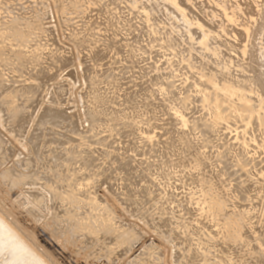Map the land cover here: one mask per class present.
<instances>
[{
	"label": "bare ground",
	"instance_id": "6f19581e",
	"mask_svg": "<svg viewBox=\"0 0 264 264\" xmlns=\"http://www.w3.org/2000/svg\"><path fill=\"white\" fill-rule=\"evenodd\" d=\"M20 1L22 2L23 0H18L17 2L19 3ZM27 1L28 0L23 1L22 4H24V2H27ZM41 1H44V0H41ZM33 2H35V0ZM90 2H91V0H52L51 5H50V3L47 4V2L46 3L42 2V3L37 4L38 3V1H37L36 5H34L35 4L34 3L33 4L34 6H33L30 4L28 5V3H26L27 5L26 4L22 5L21 3H19V5L18 4L12 5L13 2L11 0H0V201L1 200L8 201V203H10V206L13 209H17V210H19V209L22 210L23 208H26V206L31 205V207L28 206V208L23 209V210H25V212H22V213L29 214V218L35 224H37V226H38V224H40L41 227L45 231H49L52 239L54 238V240L59 244L60 247L65 248L64 253H66L65 251H67L66 248H68V247H72V250H73V248H78V252L80 254L83 252L84 259L87 262H89L88 261L89 259H93L96 254H99L101 257L98 259L94 258L93 260H95V261L99 260L100 261V259H105V261L107 260L106 262L109 264H120L119 262H121V264H264V0H253V4H250L249 2H247V0L246 1L245 0H233L232 2L231 1L229 2V0H212L209 3H212L214 6L210 7L212 5L211 4V5H209L210 8L206 7L203 2H197V1H193V0H165V1L164 0H124V2H123L124 4L125 3L127 4V7L129 8V12L130 11L132 12V10L134 12L135 9L138 10V11L135 10V12H137V14H138V12L139 13L142 12V13L138 14V16L140 15L143 17V22L145 20L148 23H153L151 26H149V24L148 25L146 24V25H143V27L149 26L151 28V30L146 28L147 29L146 31L149 30L150 31L149 34H151L152 37L155 36V39H156V36H158L157 39L155 40V42L157 41V43L158 42L161 43L158 47H160L163 44V45H167L170 49L172 48L171 50H174L175 54L173 56V54L171 53L172 54L171 56L176 57L178 59L179 68L182 69L181 67L185 63L186 65L183 66V69L185 71L188 69L190 74H191V77H190V75L188 74L189 72L188 71H187L188 73L185 72L186 74L189 75L190 80L192 79L191 80L192 83H191V81H190V83H188V81H186L187 84H186V82H184L186 84L185 87L188 86V84H189V86H190L189 88L191 89V92H193L195 94V95L193 94L195 96V97H193L195 100L192 101V103L197 102L198 104H200L199 106L200 107L202 106L203 110L205 111V114H203L204 116L202 115L204 117L203 119H201L200 115H196L195 119H196V117L198 118V116L200 117L198 121H196V120L194 121V118H193L194 116H193L192 121H194V122H192L191 119L189 120L190 117H188L189 124L193 123L192 126L194 129H192L191 128L192 126L190 127V125L189 126L187 125L188 123H187V120L185 119V116L187 118V115H186V113H185V116L183 115V112L181 110L182 105L180 104V106H179V102H180L179 101L177 107L179 106V108H181L180 109L181 111H180V113L179 112H177V113L174 112V113H176V115H177L176 117L180 119L179 121H180V123L183 124V127L188 126L192 130H199L197 132V134H199V135L201 134L203 136L202 137L200 135L201 139L204 138L203 142L206 143L205 144L206 146H207V144L212 143V141L216 137V135H219L218 134L219 131L222 132L224 130L223 132H225V131L230 130V132L235 133L234 138L231 137L232 139L231 140L229 139V141L225 140L224 139L225 137L223 136L224 137L223 138L222 135H220L222 137V139H224L225 142H227V143L224 142L225 146L222 144L223 147H220L221 150H219V152H217V150H215L216 148L214 149L217 152L216 153L214 151V154L216 153V157L214 156V154L212 156H214L215 159L217 160V164H218V162L220 163V165L223 164V167L225 166L224 169L226 170L225 171V170H223V168H219V169H221V171H219L220 174L218 173L219 176L212 175L214 173L213 171H215V170L211 171V172H213L212 174L211 173L209 174L210 169L208 170L209 172L207 171L208 173L204 172L206 167H208L207 166L208 164L205 165V161L209 162V161H211V159L212 160L214 159L212 157L209 160V158H210L209 157L210 156L209 149L206 150V151H209V155H208L209 161H208L205 157L206 155H204V153H202L203 151L202 152L199 151V149L201 148L202 145L201 144L199 145L197 143L198 146L195 147L192 145V143H196V142H190V141L195 140V139L190 140L192 138H195V136L192 138H189L192 136L189 133L191 136L190 135L188 136V134H187V136H188L190 141H188L186 139H181V141H183L184 145L187 148V149L186 148L185 149L189 152V155L192 157V158L188 157L189 155H188V153H186V155L183 154L184 159H185V157H188L191 159L190 160L191 161L190 170L197 171L196 172L197 175H195L196 176L195 179H197V178L198 179L193 181V178H192V180H190L191 178L190 179L185 178V179H187V183L189 180L191 182L193 181L192 183H190L188 185L189 188L186 192V195L182 194L184 196L180 197L181 198L180 200L179 199L176 200V198L174 199L173 198L174 196H171L172 194L170 195L172 198L167 199V197H166V199L164 200V198L161 195V197L163 198V203L161 202L162 201L161 197H160L161 201H158V199H156L157 196L156 197L152 196L153 199L148 201L149 196L151 197V194L155 195L154 192L157 191V189L155 188V191L150 192L151 189L154 188V187L153 188L150 187V190L147 191L148 190L147 188H149V187H147V184H146V186H144V188L147 187L146 192L145 191L142 192L143 193L142 196L144 195V199H138V198H140L139 195H141V193L139 195L136 194L139 196V197L137 196L138 198H134V196L131 195L132 193H130V195H129V193H127V191H125L126 193L124 192L122 194H117V193H114L113 191H111L105 185H104V187L99 186V184L101 182V180L99 181V178L101 176H104V173H105V170L102 169V166H104V165H101V163L99 164V162L102 161L104 158H107V160L111 159V163H108L110 160L107 162L108 164H110V166L112 164V161H114V163H116L117 165L120 166L119 169L121 168V169L127 170V168L129 169L131 165L129 164V161H125L128 159H124L122 157L125 156L126 151L130 150L132 146L134 147L137 145L136 140H132L136 143V145H134L133 143H130V144L128 143L129 146L131 144H132V146L129 147L128 150H126V148H125L126 143L129 142L126 140V143H123L125 146L124 147L122 146L123 151L119 152V150H121L120 148H122L119 146L121 141L122 140L125 141V138L130 139V137H131V136L130 137L124 136L128 133L124 134V133H119V132H122L123 129L127 125H129V124L126 125V121L128 120L127 117L128 116L130 117L131 114L130 115H128V114L130 112H133L134 110L132 111V110H130L131 109L130 108L129 113H127L128 110H127V112H124V114L127 113L128 116L125 115V116L121 117L120 113H123V112L120 109V106H118L119 104H117L118 108L117 107L116 108L120 109L121 112L119 113V111H118V113H117V110H116V113H117L116 116H112L113 112L115 113V111L109 110L112 112V114L110 115L109 112L107 111L108 112L107 114L110 115V116H108L105 113L106 110H105V112L103 110H100V109H102V106L104 107L103 102L107 103V104L110 103V102H105L106 100L109 99V97L104 99L105 93H103V94L98 93L99 95L97 93H95V96L93 95V97H91L92 100H95L97 102V103L95 102L96 105L97 104H99V105L103 104V105L100 106V108H98V109L97 108L96 109L95 108L90 109V106H89L88 107L89 109L86 110V107H85V111H86L85 119L87 118L86 119L87 123L89 122V125H90V127L87 126V128L89 127L90 129L89 130L86 129L85 132L82 130L81 131L86 134V133H88L87 131L90 132V130H91L94 133V135L93 136L90 135V136L93 137L92 140L94 142V140L96 141L99 139V138L96 139L98 134L95 135L94 129H96V131H97L101 127L105 126V125L102 126V124H106L107 126H105L104 129L101 128V130H99V131L102 133H104L103 131H105L107 134H108V132L109 133L114 132L117 128L116 126H119L118 127L119 129H122V128H120V126H123V125H126V126L121 131L117 130V132L119 131L118 132L119 134H124L123 138L121 135H118L119 138H114V137H112L113 135L112 136L108 135L110 138H112V140H113V138L114 139H121L122 138L120 143H118L117 140H113L114 142L116 141V143H114L112 140H111V142L110 141L108 142L107 140H105L108 143H110V145L112 142L114 143V145L119 144V145H117L118 148L120 147L119 149H117L118 152L116 151L117 154L115 152L113 153V151L109 152V149L112 148V145H111V148H108V146L106 147V148H108V150L104 149V147H103V149L107 150V151H100L101 149H97V151H100L99 152L100 155H97L98 154L97 152H96L97 153L96 155L102 157V160L96 158V161H95V159H93L94 157L93 158L91 157L92 155L95 154L92 151V149H94L95 147L92 148L91 147L92 145L90 146V145H88L89 143H87L89 140L91 141V139H89L90 136H88L90 133L88 135L86 134L87 135L86 136V135H83L82 133H80V131L78 132V130H76L77 131L76 132L74 130L76 132L74 134L77 135L80 133L79 135H77L75 137V138L80 137V140L78 142L72 141V139L70 140L69 136H67V138H66L62 135L64 137L63 138L61 136L63 138V141L58 142L57 141L58 139H56V141L58 142L56 144H60V146L58 145V147H60V148H58V150L56 149V151H55V149L53 150V148L57 147L54 144L55 143L54 142L53 145H55L56 147L53 146V148H50V149H52V151L50 150V154H48V155L46 153V156H45L46 158H45L43 156L44 155L43 149L46 148V145L48 146V142H46L47 144H44V139L46 136H43V139H42V142L44 145H42L41 142H39V144H41V146L39 147L38 143L36 144L35 142L41 141L40 135H39L40 140L35 139L38 136L34 138L32 135H30L32 137H30V136L29 137L32 139L34 138V140H32V139L28 140L25 137L21 138L22 136H21V134H19V132H22L21 130L24 129V127H22L21 130L20 129L17 130L16 126L13 127L14 124L17 125V123L21 119V116L27 111L29 104L32 103L31 101L33 100V98L35 96H37L36 95L38 93L37 87L39 88L38 84L41 83L40 79H43V78L45 79V77H47L48 81H50V79H49L50 75L47 74V72H46L47 70L49 72L50 68L49 69H46V68H47V65H48V67H51V65L45 64L46 68L40 67V65H39V69L41 68V70L39 71L38 69H36V70H38V73H36L37 71L34 72L35 67L38 66L37 63L39 61H41L43 59V57L46 60H47L46 57H49L48 55L50 52L48 53V52H46L47 50L45 51L46 54H48V55H45L44 54L45 52H42L43 50L46 49V48L42 49V48H44L41 46L42 43L44 42L47 44V42H48L47 38L51 37V36L49 37V35H51L50 32L53 31L54 29H58L57 28L58 26L55 25L54 27L52 26L53 30H51V26H49L48 24L49 23L51 25L56 24L55 22H59V21H56V19H58V18H56V19L54 18L55 19L54 23L48 22L47 21L48 14L50 15V11L52 13H55V12L61 13L62 16L61 15L58 16L59 14H56V13L54 15H57L58 17L63 18V14L65 17L66 15L70 16L73 13V11L74 12L82 11L80 13L83 15V11L84 12L87 11V8L86 9L83 8L84 5L87 3H90ZM94 2L96 5L97 4L96 2L99 3V0L94 1ZM101 2H102V0H101ZM107 2L109 3V1H107ZM116 2H118V0ZM108 3H107V5H108ZM101 4H103V2ZM111 4H109V5H111ZM114 4L116 6L117 3H114ZM119 4H120V2H119ZM121 4H122V2H121ZM126 4H125V6H126ZM18 6H21V7L17 8ZM90 6H92V5H90ZM98 6H100V4ZM115 6L113 8L120 7L118 5L116 7ZM122 6H124V5H122ZM27 7H29V8H27ZM80 8H81V10H80ZM93 8H96V6ZM100 8H102V5H101V7H99V10H101ZM107 8H104V10ZM91 9H92V7H91ZM120 9L125 10L123 8H120ZM71 10H72V13L70 14ZM115 11H117V10H114L113 13ZM127 11H128V9H127ZM118 13L116 12L115 14H118ZM106 14L104 16H106ZM110 14H112V13H110ZM54 15H52V16H54ZM133 16H134V14L132 15V17ZM73 17H71L69 19L71 20ZM80 17H83V16H79V18ZM118 17L122 18L121 14ZM118 17H116L114 19L120 21L121 19H118ZM123 17H125V16H123ZM135 17H137V16H135ZM139 17H137V18L139 19ZM104 18H106V17H104ZM104 18H102V19H104ZM63 19H65V18H63ZM78 19L76 18V20H78ZM99 19H101V18H99ZM124 19L126 20L127 18H124ZM44 20H45V22H44ZM81 20L82 21L86 20L87 22H89L88 19H81ZM105 20L107 21V19H105ZM108 20L110 21V19H108ZM140 20H142V19H140ZM140 20L135 21V22H139ZM109 21H107V22H109ZM118 21H117V23H118ZM126 21H125L126 24L130 23L129 21L128 22H126ZM111 22H114V20H111L110 23ZM65 23H66V21L64 22V24ZM103 23H105V22H103ZM71 24H72V22H71ZM85 24H86V22L84 23V25ZM97 24L99 25V22L98 23L96 22V25ZM106 24L108 25L109 23H106ZM106 24H104V26ZM112 24H114V23H112ZM112 24H110V25H112ZM126 24H124V25L127 28ZM130 24H133V23H130ZM141 24H143V23L141 22ZM187 24H190V26H187ZM58 25H60V24H58ZM82 25H83V23H82ZM87 25H88V28H84L85 27L84 26L83 27L84 31H82L81 33H80L81 30H79L78 34H71L68 37L73 41V43H75L76 46L77 45L80 46V48H82L81 47L82 45L87 44L86 43V42H88L87 38L91 37V33H90L91 31H89V29H90L89 24H86V26ZM93 25L94 24H91V26H93ZM139 25H140V23H139ZM161 25H162V27H161ZM166 25L169 28H166L165 27ZM97 26H95V28ZM121 26H122V24H121ZM99 27H101V30L103 29L102 25H99ZM141 27L139 29H141ZM64 28H66L68 30L69 26L64 27ZM76 28L79 29L82 27L80 25V27H76ZM95 28H93V29H95ZM134 28H136V27H134ZM72 29H73V27H71V32H72ZM144 29H143V31H144ZM109 30H110V28H109ZM121 30H122V28H121ZM132 30L133 29H131V32H132ZM162 30H163V32H162ZM54 31H56V30H54ZM143 31H141V32H143ZM146 31H144V32L146 33ZM99 32H100V28H99ZM141 32H140V35L142 34ZM61 33H64V32L61 30V32H59V35ZM66 33H67V31H66ZM96 33H94V34L96 35ZM92 34H93V32H92ZM102 34L104 35V33H102ZM232 34L234 35V38L237 41L236 43H234L232 41L230 42L228 39L225 38V37H227V35H228V37H229V35H231V37H232ZM66 35H68V34H66ZM103 35H101V36H103ZM143 35H144V33H143ZM143 35H141V37L139 35H138L139 37L138 36H135V37L141 38L142 39L141 41L143 42L144 38H142V37H145L146 34L144 36ZM162 35H165V37ZM41 36L47 37L45 39L47 41L45 42L43 39V42L40 45V44H37V43H39L37 39L39 38V41H40ZM55 36H57V35L55 34ZM128 36H130V35H128ZM43 37H41V38H43ZM62 37H64V36L62 35ZM93 37L90 38L89 43L93 42V40H94ZM109 37H111V36H109ZM147 37L149 39V35H147ZM223 37H224V39H223ZM54 38L55 39H53V40H56V37H54ZM60 38H59V40H60ZM122 38L124 39V37H122ZM136 38H135V40L137 41ZM35 39L37 41L36 44H35ZM91 39H93V40L91 41ZM100 39H98V41H100ZM102 39L104 41L105 38L103 37ZM130 39H131V37H130ZM150 39H151V37H150ZM49 40L51 42H57V40L53 41L52 37ZM61 40H62V38H61ZM95 40H96V38H95ZM72 41H70V43ZM98 41H97V43H98ZM110 41H112L111 43H113V44L115 43L116 46L118 45V44H116V41L114 42V40H111V39H110ZM110 41H109V43H110ZM151 41H153V40H150V42ZM145 42H146V40H145ZM67 43H68V40H67ZM95 43L96 42H94V44L92 43V44H88V45H90V46L93 45L92 47L95 48V47H97V46H95L97 43L96 44ZM102 43L108 47L107 44H109V43H107L106 40H105V43L104 42H102ZM131 43H129V41H128V44L131 45ZM56 44L58 45L59 43H56ZM56 44H53V45L51 44L50 48L53 47L52 50L54 48H55L54 50H56V48H58L57 46L54 47V45H56ZM65 44H66V42L63 45H65ZM103 44L100 43V45H98V48H99V46H101ZM113 44H111L112 47H108V49L113 48L114 49L113 54H114V52H117V51H115V49L118 47L114 46L115 47L114 48ZM139 44L140 43H138L137 45L140 47L142 45V43L140 45ZM123 45H126V44L124 43ZM163 45L158 49L162 50L161 48L163 47ZM183 45L185 46L184 48L181 47ZM84 46H85V48H87L86 45H84ZM106 46L104 48L107 50ZM131 46H133V45H131ZM131 46L128 45V48ZM138 46L136 47V49L141 51L142 48L140 49ZM146 46H148V45H146ZM47 47H49V45ZM69 47H71V46L69 45ZM92 47H89V48H92ZM122 47L126 48V46H122ZM143 47H144V44H143ZM153 47H155V46H153ZM50 48H47V49H50ZM104 48H102V50ZM119 48H121V46ZM79 49H78V51H79ZM97 49H96V51L100 52L101 49L100 50H97ZM149 49H150V47H149ZM149 49L148 50L146 49V52H148ZM158 49H157V51H158ZM164 49L166 50V48H164ZM60 50L62 51V47L60 48ZM63 50H65V49L63 48ZM72 50H71V53H73ZM111 50L109 51L110 53H111ZM129 50L131 51V48H129ZM88 51H90V50H88ZM88 51L86 53L88 56H90L89 55L90 53H88ZM103 51H102V55H103ZM142 51H144V50L142 49ZM142 51L140 54L144 55L143 54L144 52L142 53ZM153 51H154V49H153ZM56 52H55V56H57V54L59 55V53L61 55L60 51L57 53ZM64 52H66V51H64ZM67 52H66V54H67ZM109 52H107V54ZM135 52H136V50H135ZM51 53H50V55L54 54V51L52 54ZM98 53L96 55H98ZM126 53H128V52H126ZM150 53H148V54L150 55ZM158 53H159V51H158ZM230 53H232L234 56L230 55ZM75 54L77 55V51ZM75 54H74V56H75ZM115 54H117V53H115ZM152 54H153V52H152ZM87 55L84 58H87ZM96 55L90 56L91 57L90 59L91 60H92V58L94 59ZM102 55H101V57H102ZM134 55H135V53H134ZM70 56L73 57L72 54H70ZM78 56L80 58V54H78ZM81 56H84V55H81ZM117 56H118V54H117ZM135 56H137V55H135ZM135 56H133V58H136ZM50 57H54V56H50ZM62 57H60V58L62 59ZM99 57L100 56H98V58ZM108 57H110L109 54H108ZM108 57L106 56V58H108ZM140 57H142V56H140ZM151 57H153V56H151ZM75 58H76V56L73 57V59H75ZM96 58L94 60L99 61ZM102 58L103 59L100 61L105 60L104 55ZM114 58H115V56H114ZM149 58H150V56H149ZM49 59L51 60V58H49ZM67 59H68V56H67ZM67 59L65 58L66 62L68 61ZM73 59H71L72 62L68 63V64H72ZM88 59L89 58H87V61H89ZM126 59H124V60L126 61ZM137 59H138V56H137ZM63 60H64V58H63ZM82 60H83V57H82ZM84 60H86V59H84ZM109 60H108V62H109ZM176 60H175V62H176ZM42 61H44V60H42ZM48 61L49 60H47L44 63H47ZM54 61H56V60L54 59ZM116 61L118 62V60H116ZM129 61H130V59H129ZM135 61H136V59H135ZM168 61H173V60H168ZM81 62H83V61H81ZM81 62H79V63H81ZM120 62H121V60H120ZM122 62H123V60H122ZM158 62H160L159 66H161L159 68L162 69V62L160 60H158L156 63H158ZM178 62H177V64H178ZM44 63L41 62L40 64L44 65ZM49 63H50V61H49ZM51 63H52V61H51ZM55 63H56V65L53 66V68L55 67L57 69L56 66H58L57 65L58 63L57 62H55ZM83 63H85V62H83ZM92 63H94V62H92ZM95 63L97 64V62H95ZM132 63L133 62H131L130 64H132ZM163 63H164V60H163ZM181 63L183 64L182 66H180ZM62 64H60L61 67H62ZM87 64H86V66H88ZM99 64H101V63H99ZM104 64H105V62H104ZM132 65H134V64H132ZM67 66L68 65H65L64 69L68 71V69H66ZM74 66L75 65H73V68L77 67V66L76 67H74ZM79 66L81 67L80 72L83 73L84 69H82V65L79 64ZM90 66H92V65H90ZM93 66H94V64H93ZM105 66H107V65H105ZM134 66H136V64ZM134 66H133V68H134ZM150 66H151V64H150ZM155 66H156V64H155ZM71 67L72 66H69L68 68H71ZM110 67L112 68L111 65H110ZM126 67H127V65H126ZM164 67H166V66H164ZM168 67H169V65H168ZM176 67H177V65H176ZM184 67H186V69ZM100 68H102V65L100 66ZM100 68H99V71L101 70ZM121 68H119V69L121 70ZM123 68H125V67L123 66ZM128 68H130V67H128ZM136 68H138V67H136ZM142 68H140V69H142ZM148 68L149 67H147V69ZM76 69L78 70V68H76ZM106 69L107 68H105V71L107 72ZM110 69L108 70V71H110L109 73H111ZM119 69H117L116 71H118ZM149 69L153 70L151 67ZM169 69H170V67H169ZM172 69L175 71L174 68H172ZM172 69H170V71ZM57 70L59 71V69H57ZM57 70H55V71H57ZM85 70H87V69H85ZM95 70L97 71L98 68L96 69V67H95ZM122 70H121V73L123 74L126 70H123L124 72ZM173 70L171 72H174ZM176 70H177V68H176ZM53 71H54V69H52L51 73H53V74L56 73V75H54V76H58L60 74V73L57 74V72H55V71H54L55 72L54 73ZM60 71H62V69H60ZM90 71L91 70L89 68L88 74H90V73L92 74V71L91 72ZM116 71H115V73H117L118 75L121 74L120 72H116ZM162 71L164 72V70H162ZM166 71H167V68H165V74H166ZM33 72L36 74L34 75ZM78 72H79V70L77 71V73ZM144 72H145V70H144ZM154 72L155 71L153 70L152 73L149 74L146 71V75L147 74L152 75V77L150 76L151 79L153 78L154 80L153 79L152 80L156 81V79H155L156 77L153 75ZM168 72H169V70H168ZM181 72H180V74H181ZM160 73H162V72H160ZM46 74H47V76H46ZM104 74L103 75H102V73L100 74L101 76H106V77H104V80L102 79L103 82L105 80H108V79L110 80V78H111L110 82H113V80H112V78L114 77L113 75L107 76L106 74L105 75ZM133 74H136V73H133ZM165 74L162 73V75H165ZM23 75H25V77ZM84 75L88 76L87 74H84ZM95 75H97V74H95ZM98 75H99V73H98ZM140 75L141 74L139 73L138 77H140ZM143 75L145 76V74H143ZM168 75H169V73H168ZM168 75H166V76H168ZM97 76L92 77V79H91V77L90 78L88 77L90 79V80L89 79L88 80L92 82L90 84L94 85V86L90 85V86H92L91 88L89 86L88 87L90 89H92L94 92H97L96 88H93V87H96L95 83H99V81H97V79H96V78H98ZM166 76L163 78H166ZM172 76L174 77L175 75H172ZM176 76H180V75H176ZM58 77H60V75ZM63 77L61 76V78H63ZM66 77H68V76H65V80H66ZM80 77L82 78V76H80ZM119 77H121V76L119 75ZM169 77L170 76H168V79H169ZM18 78L20 80L22 78V80L19 81ZM69 78H67V79H69ZM114 78H117V76ZM38 79H39V81H38ZM83 79H86V78H83ZM99 79L100 78H98V80ZM132 79L133 78H131V80ZM141 79H145V78L142 77V78H140V80ZM36 80L39 83L36 85V83L34 82V84H35L34 85L32 81H36ZM53 80H55V79H53ZM116 80L114 79V81H116ZM181 80L182 79H180L179 81H181ZM48 81H46L45 85L48 84L47 83ZM59 81H61V80H59ZM134 81H135V79H134ZM146 81H148V80H146ZM149 81H150V78H149ZM153 81H151V82H153ZM157 81H158V79H157ZM157 81H156V83H157ZM58 82L56 79V84ZM66 82H65V84H66ZM75 82H76L75 85H77V84H79V86L82 85V83L80 84V82H77V81H75ZM81 82H84V81H81ZM143 82L144 81L142 80L140 85H142ZM164 82L165 81H163V83ZM171 82L173 84L172 83H169V84L170 85L172 84V86L173 85L176 86L175 83H178V82H174L173 80H171ZM181 82L183 84V81H181ZM104 83H106V82H104ZM116 83H117V81H116ZM125 83H127V81H125ZM108 84H107V90H108V86L110 85V84L109 85ZM111 84H114V83H111ZM145 84H148V83H145ZM145 84H143V87H145L144 86ZM149 84H148V86L152 85L150 82H149ZM180 84H179V86H180ZM41 85H44V84L41 83ZM60 85H61V83H60ZM85 85H86V83H85ZM160 85H162V84L160 83ZM61 86H59V87H61ZM67 86H65V89L67 88ZM73 86H74V84H73ZM167 86H168V84H166L164 86V88L166 87V89H167L166 91L171 92V90H168ZM179 86H178V88H179ZM59 87H57V88H59ZM97 87H99V86H97ZM104 87L106 90V86H104ZM104 87H102V89H101V87H99V90L100 89L103 90ZM109 87H110V89H112L111 85ZM146 87L143 89L144 92L147 90ZM151 87L153 88V89L152 88L151 89L154 90V87L153 86H151ZM169 87H171V86H169ZM41 88H43V87H41ZM117 88H116V90H118ZM184 88H182V89L184 90ZM49 89H50V87H49ZM65 89H63L61 91L64 92ZM70 89H71V83H70ZM149 89H150V87H149ZM170 89H172V87ZM174 89L176 91L177 86L174 87ZM182 89H181V91L184 92ZM53 90L56 94L61 92V91H58V93H57L55 89H53ZM72 90L73 89H71L70 91H72ZM140 90H142V88ZM140 90H138V91H140ZM152 90H151V92L153 93ZM40 91H42V90L40 89ZM70 91L68 93H65V94H71L72 92H70ZM172 91L174 92V90H172ZM185 91H186V88H185ZM83 92H84V90H83ZM94 92H93V94H94ZM99 92H102V91H99ZM135 92H137V91H135ZM142 92H139L138 94L135 93V94H137V96H138L141 93V95H142ZM168 92H166V93H168ZM178 92H179V90H178ZM182 92H181V94H182ZM89 93H91V92H89ZM89 93L87 91V95H89ZM127 93L128 92H125L121 95L125 96V98H126ZM132 93L134 94V92H132ZM145 93H147L146 95H148L149 92L147 91ZM166 93H164V94H166ZM50 94H51V92H50ZM77 94H73L74 97ZM131 94H129V96ZM176 94L174 93L173 95L178 97V95L180 93L178 95H176ZM187 94H188V96L191 95V94L189 95V89H188ZM41 95H42V93L40 94V96ZM79 95L80 94L77 95V98L79 97V100L82 101L81 100L82 97H81V95L80 96ZM82 95L85 97V93ZM100 95H103V98ZM106 95H107V93H106ZM113 95L114 94H112L111 96H113ZM121 95H120V97L116 96V98L117 97L121 98ZM149 95L151 96L152 94L149 93ZM155 95L156 94H154V96ZM173 95H170V97H173ZM44 96L45 95H43V97ZM56 96H58V95H56ZM90 96H92V95H90ZM142 96L144 97V95H142ZM142 96H141V99L143 98ZM139 97L140 96H138V98ZM151 97H153V96H151ZM151 97H149V98H151ZM164 97H165V95H164ZM50 98L53 99L54 97H50ZM55 98H57V97H55ZM85 98H82V99H85ZM91 98H89V99H91ZM112 98H114V97H112ZM112 98L110 100H113ZM132 98L133 97H131L129 102H131V100L132 101L135 100ZM135 98H137L136 95H135ZM147 98L148 97H146V99L145 98H143V99L147 100ZM157 98L159 99L160 96L159 97L157 96ZM157 98L155 96L156 100H157ZM179 98L181 100H183L182 98L188 100V97L185 98V97H183V95H182V97L179 96ZM193 98H191L189 100H192ZM36 99H38V98H36ZM40 99H38V102ZM52 99H51V104L53 103L52 101H54V100L56 101V99H54V100H52ZM57 99L59 100V98H57ZM70 99H71V97H70ZM75 99H76V97H75ZM34 100H35V98H34ZM71 100L73 101V99H71ZM114 100L116 101L115 98H114ZM136 100H138V99H136ZM153 100L151 102L149 99L150 103H154ZM159 100H161V99H159ZM165 100H163V102ZM29 101L31 103H29ZM42 101L45 102L44 99ZM66 101H68V100H66ZM118 101L120 103L119 99L117 100V103H118ZM138 101H135V102L137 103ZM167 101H168L167 104H169V100H167ZM184 101L187 103L186 100H184ZM61 102H62V100H60V103ZM84 102H85V100H84ZM88 102L91 103V107H92L91 100H89ZM124 102H125V100H124ZM129 102H127V103H129ZM160 102L162 103V100ZM40 103H41V101H40ZM60 103H59V105H61ZM76 103H78V102H76ZM95 103H94V105H95ZM136 103H132V104L135 105ZM141 103H142V101H141ZM143 103L141 104L142 106H143ZM157 103H159V102H157ZM176 103L177 102H175V104ZM26 104L28 105V107ZM85 104H86V102H85ZM107 104L105 106H107ZM110 104H108V105H110ZM129 104L131 105V103H129ZM167 104H165V106H168ZM170 104H171V101H170ZM188 104H190V102ZM39 105H38V108H39ZM54 105L55 104H53V106ZM66 105H67V107L69 106L68 104H66ZM71 105H72V103H71ZM88 105H90V104H88ZM120 105H121V103H120ZM144 105H145V103H144ZM148 105L149 104L147 103V106ZM153 105H155V104H153ZM161 105H163V104H161ZM45 106H47V105H45ZM45 106H44V109H43V106L40 107L44 110L43 111L44 115H42V117L40 118V119H42V121L41 120L39 121L38 120L39 118L37 119L39 122H41L39 124L42 127L45 125V128H47L46 125H48L47 124L48 121H49L50 125L53 124V126H55L54 125L55 123L60 124L61 121H63V120L65 121V119L67 120L66 114H64V117L62 116V114L60 115L61 111L66 112V110H64L65 108L62 110L59 107L60 108V111H59L58 108H57L58 110H56V109L54 110L55 107L54 108L51 107L53 109H49L50 108L49 104H48L49 108H47ZM84 106L82 107L83 110H84ZM113 106L114 105H112L111 107H113ZM147 106H144V108H146ZM187 106L189 107L190 105H187ZM194 106H192V107L194 108ZM199 106H195V108H197ZM36 107H37V105H36ZM124 107H127V106L124 105ZM130 107H132V108L136 107L137 108V106H134V107L130 106ZM152 107H155V106H152ZM159 107H161L160 109H162V106H159ZM177 107H175V108L177 109ZM184 107H186V105L183 106V108ZM30 108L31 107H29V109ZM46 108L49 110H47ZM77 108H79V107H77ZM107 108H108V106H107ZM136 108H134V109H136ZM190 108H191V106H190ZM45 109L48 111L47 113H44ZM153 109L154 108H152V111H154ZM197 109H199V108H197ZM141 110L142 109H140L136 112H141ZM169 110H171V109H169ZM186 110L187 109H185V111ZM190 110H193V109H190ZM30 111L29 112L27 111V112L31 113ZM33 111H35V108ZM41 111H40V113H41ZM78 111H79V109H78ZM123 111H124V109H123ZM145 111H146V109L144 110V112ZM152 111H150L151 114H152ZM164 111L162 112V114L164 113ZM172 111H173V109H172ZM172 111L167 112V110H166L167 115H168V113H170L171 115L174 114V113H172ZM194 111L196 114L198 113V112H196V110H194ZM136 112L134 111V113H136ZM150 112H149V114H150ZM70 113L68 116H70ZM134 113H132V114L135 115ZM147 113H144V114H147ZM188 113L189 112H187V114ZM202 113H204V112H202ZM41 114H39V115L41 116ZM74 114H76V113H74ZM124 114H121V115H124ZM151 114H150V120H151ZM155 114L154 115L157 116V113H155ZM159 114H161V113H159ZM35 115H36V113H35ZM77 115H75L74 117H76ZM103 115H105L107 117V120L109 119V121L107 123L103 122L106 119V117H102ZM140 115L142 116V114H140ZM140 115H139V117L135 116L136 119L133 118L134 116L133 117L131 116L132 118L131 117L130 118L138 120L137 118H140ZM167 115H162V117L167 116ZM188 115H191V113ZM26 116H28L29 119L31 118V117H29V115H26ZM81 116H83V115H81ZM159 116L160 115H158L157 118L161 117V116L160 117ZM169 116L170 115H168V117ZM79 117H77V118H79ZM142 117L140 119H142ZM154 117H152V119ZM173 117L174 116H172V118ZM24 118L25 117H23L22 119H24ZM77 118H75V120ZM126 118H127V120H126ZM143 118H144V122L142 124H147L149 122V121L148 122L145 121L147 119V116H146V119H145V117H143ZM148 118H149V116H148ZM157 118L155 117V119H157ZM172 118H171V120H172ZM177 118L173 119V121L175 123H177L176 122ZM22 119H21V121H22ZM70 119H71V116H70ZM80 119H79V121H80ZM83 119H81L82 123L84 121ZM124 119L126 120L125 123L123 122ZM131 119H130V121L132 122ZM169 119H170V117H169ZM26 120H28V119H26ZM31 120H33V119H31ZM147 120H149V119H147ZM159 120H160V122L162 121L161 118ZM171 120H169V122ZM38 121H36V124H34V125H37ZM64 121H63V123H64ZM140 121H142V120H140ZM24 122H25V120H24ZM27 122L28 121H26V123ZM109 122H111L112 124L111 123L109 124ZM133 122H135V121H133ZM145 122H147V123H145ZM20 123L21 122H19V125H20ZM29 123L30 122H28V124ZM63 123H62V126H66V127L68 126V122L65 125H63ZM72 123L75 124L76 121L75 122L73 121ZM137 123H138V121H137ZM140 123H138V124H140ZM155 123H157V122H155ZM155 123H153V125ZM161 123H163V122H161ZM161 123L159 125L163 126V124H161ZM23 124H25V123H23ZM79 124H77V125L79 126ZM100 124H101L100 128H97L98 125H100ZM132 124H136V123H132ZM138 124H136V125H138ZM170 124H169V126H170ZM174 124L173 125L171 124V126L173 127ZM19 125H17V126L20 127ZM82 125H85V124H82ZM136 125H134V126H136ZM151 125H152V123H151ZM175 125H177V124H175ZM25 126H26V124H25ZM78 126L76 129H79ZM138 126L141 128L143 125L142 126L138 125ZM138 126H136L137 127L136 132L138 131ZM147 126H149V125H147ZM157 126H158V124H157ZM157 126H155V128ZM32 127H33V125H32ZM61 127L59 126V128H61ZM71 127H72V125H71ZM106 127L110 128L111 131H107L108 128H107V130H105ZM136 127H133V129L135 130ZM35 128H36V126H35ZM38 128H39V126H37V128L35 130H39L41 127L39 129ZM56 128H58V127H56ZM63 128H65V127H63ZM80 128H81V126H80ZM143 128H144V126H143ZM165 128H166V126H165ZM165 128L163 127V130ZM173 128H178V127L174 126ZM181 128H182V125H181ZM181 128L180 129L178 128V129L182 130L183 128L182 129ZM26 129H24V130H26ZM43 129H44V127H43ZM54 129H55V127H54ZM68 129H66L65 131H69ZM71 129H73V128H71ZM102 129H103V131H102ZM133 129H131V127L128 128V126H127V128H125V130H127V131L133 130ZM148 129L147 130L145 129L146 131L145 130L142 131L143 133L140 132L141 130L139 129V132L142 133V135H143L144 132L149 133ZM30 130H31V128H30ZM55 130H58V129H55ZM55 130H52L53 131L52 133H54ZM125 130L123 132H125ZM156 130H158V129H156ZM165 130L167 131L168 129H165ZM179 130L174 131V133H173L174 136L176 134L175 132H177V134L181 132V131L179 132ZM185 130H187V129L185 128ZM28 131H29V129H28ZM39 131H41V129ZM39 131H37V133ZM168 131H171V130H168ZM41 132H42V135H45V133L43 134L44 131H41ZM92 132H91V134H93ZM132 132H134V131H132ZM139 132H138V135H135V137L140 136ZM154 132L150 131V133H152L150 135L151 137H152ZM159 132H161V131H159ZM167 132H165V133H167ZM184 132H181L182 134L180 133L181 138L185 134ZM190 132H192V131H190ZM31 133H33V132H31ZM55 133H56V131H55ZM68 133L66 132L67 135H68ZM129 133H131V132H129ZM187 133H188V131H187ZM192 133H194V132H192ZM222 133H220V134H222ZM225 133H223V135H225ZM112 134H114V136L117 135L115 133H112ZM145 134L143 135V137L146 136ZM197 134H195V135H197ZM49 135H52V134H49ZM56 135H58V134H56ZM72 135H70V136H72ZM102 135L108 138V136H106L105 134H102ZM157 135L155 134V138L159 137ZM180 135L179 134L177 135L179 139H180ZM199 135L197 137H199ZM84 136L89 137L88 138L89 140ZM147 136H149V134H147ZM168 136H170V135H168ZM48 137L49 136H47L46 138H48ZM94 137H95V139H94ZM102 137L100 139H102ZM143 137H141V138H143ZM217 137H219V136H217ZM58 138L60 140V137H58ZM72 138H74V135ZM134 138H131V139H134ZM162 138H163V135L161 136V139ZM171 138H172L171 141L173 142V139H174L173 136ZM178 138H176V139H178ZM185 138H186V134H185ZM49 139L52 140V137H50ZM166 139L169 140V137ZM179 139H178V141H179ZM141 140H143V139H141ZM155 140H157V139H155ZM102 141H103V143H102ZM105 141L100 140V142H99V140H98L95 143L99 142V145L101 143L103 145H107V143L104 144ZM147 141H144V143H146ZM158 141H160V140H158ZM158 141H156L155 144L158 146L157 148L160 149L161 147H159V145L157 144ZM161 141H163V143H164L163 139ZM199 141H201V140H199ZM49 142H51V145H52V141H49ZM175 142L177 143V140ZM70 143H72L74 145H72L70 147L69 146ZM85 143H87L89 148L90 147L92 148L91 149L92 153L91 152L89 153L86 150V149L89 150L87 145H86V147H87L86 149L83 148V145ZM138 143H140V142H138ZM141 143H142V141H141ZM148 143H150V142L148 141ZM152 143H150V144H151V147L153 148ZM169 143H170V141H169ZM199 143H201V142H199ZM11 144L13 145L12 147L16 151H14L13 149H12L13 151L10 150V147H8V146H10ZM90 144H91V142H90ZM155 144H153V145L156 146ZM99 145H96V147L97 146L99 147ZM143 145H145V148L148 149L149 145H147L148 147H146V144H143ZM170 145H168V146L172 147V144H170ZM214 145H215V143H214ZM214 145L211 144L212 147H214ZM176 146H178V145H176ZM185 146L181 145L180 147H185ZM209 146H207V148ZM115 147L113 146L112 149L116 150ZM127 147H128V145H127ZM133 147H132V149H133ZM136 147H138V149L136 148V151H133L130 154L136 153L137 150H139L140 146L137 145ZM141 147H143V146L141 145ZM198 147H199V149H198ZM217 147L219 148V145ZM124 148H125V150H124ZM174 148H172V150ZM203 148H204V146H203ZM149 149H148V151H149ZM158 149H157V151H155V153L151 151L150 153H154L152 155L148 152L150 154V156L155 157V161L157 159H160L159 157L161 156V153H159L160 156H158L157 159H156V156H154V155H158L157 154L159 151ZM181 149H184V148H181ZM162 150H164V149H162ZM178 150H180V149L178 148ZM178 150L174 149V152L178 151ZM186 150H183V151H186ZM169 151H170V149H169ZM206 151H205V153H206ZM45 152H47V150ZM139 152L140 151H138V154H139ZM146 152H147V150L145 151V153ZM174 152L172 154L169 153V155L173 156ZM120 153H124V155L123 154L121 155ZM141 153H144L143 148H142V152H140V155L143 158L144 156ZM148 153H146V154H148ZM182 153L179 154V157H180V155H182ZM90 154H91V156H90ZM126 154H128V153H126ZM149 154H148V156H149ZM135 155L133 156V158H135ZM126 156H128V155H126ZM139 156L137 157L138 161L140 162L139 164H142V166H143V163H141L142 161L139 159L140 158ZM165 156H168V155H165ZM161 157L163 159L164 156H161ZM179 157H177L178 158L177 160L180 159ZM10 158H11V162L9 164H7V160ZM131 158L129 160H131ZM170 158H172V157H170ZM170 158L168 157V160L166 161L167 164H168V161L171 160ZM182 158H181V161H182V164L184 165L185 161L183 163ZM175 159H173V161ZM97 160H100V161H98V163H97ZM133 160L135 162V159H133ZM142 160H146V159H142ZM150 160L148 161V163L150 162V164H152V162ZM186 160L188 161L189 159L186 158ZM103 161H102V164L106 160L104 162ZM155 161H153V164H156ZM179 161H177L178 164H180ZM190 161H189V163H190ZM212 162H214V160ZM107 163H105V164H107ZM148 163L145 161V164H148ZM173 163H176V162H173ZM189 163H188V165H189ZM116 164L114 166H116ZM160 164H163V163L161 162ZM164 164H165V162H164ZM164 164L161 165V167H163ZM134 165L137 166V163ZM148 165H146V166L148 167ZM156 165L158 166V164H156ZM133 166L131 167V169L133 168ZM135 166H134V170H136L138 172V170H140V169L137 170V168H139V167L135 168ZM138 166H141V165H138ZM175 166H177V163ZM209 166H210V164H209ZM212 166H210V167H212ZM164 167H167V169H168V166L165 165ZM169 167H170V165H169ZM181 167H182V165H181ZM149 168L151 169L150 166H149ZM163 168H161V169H163ZM213 168H215V166ZM108 170H107V172L112 171V169H110L109 171ZM113 170L116 171L118 169H113ZM129 170L127 172H129ZM132 170H130V171H132ZM141 170H143V167L141 168ZM169 170H171V168ZM158 171L159 170H157L156 172L158 173ZM162 171H164V169ZM176 171L184 173L183 171H180V169L176 170ZM120 172H121V170H120ZM133 172H135V171H132L130 173H133ZM146 172H147V170H146ZM151 172H152V170H151ZM169 172L171 173L172 171H169ZM185 172H186V170H185ZM109 173L111 174V172H109ZM109 173H107V174H109ZM153 173H152V175H154ZM164 173H165V171H164ZM170 173H169L170 177H176V176L180 177V175H181V177L183 176V174H181V173L179 175H176V176H171ZM107 174H105V176ZM112 174H113V171H112ZM140 174H143V172ZM185 174H188V173L186 172ZM111 175H109V176H111ZM138 175L139 174H137V176ZM152 175L151 176L149 175L150 178H148V179H151V177L153 178ZM129 176H132V179L135 178L134 174L133 175L130 174ZM129 176L127 175L126 177H129ZM144 176L147 177L148 174L147 175L144 174ZM165 176H167V175L165 174ZM192 176L195 177L194 175H192ZM107 177H106V179H107ZM118 177L120 178L119 175H118ZM146 177L144 178V180L146 179ZM157 177H158V174H157ZM162 177H163V175H162ZM179 177H178V179H179ZM184 177L182 179H184ZM186 177H187V175H186ZM188 177H189V175H188ZM122 178L124 179L123 176H121V179ZM141 178H143V177H141ZM160 178H161V176H160ZM164 178L167 179L168 176H167V178L166 177H164ZM100 179L103 180V178H100ZM136 179L137 178L133 179L134 182ZM140 179H138V182H140L139 184L142 183L144 185L145 182L142 181L143 179L140 181ZM170 179H172V178H170ZM170 179H169V181H170ZM108 180H110V179H108ZM179 180L182 181L181 179H179ZM115 181H117L116 178H115ZM120 181H122V180H120ZM131 181H128V182H131ZM146 181H147V183H148V181L150 183L151 180H146ZM155 181L157 182V180H155ZM161 181H162V179H161ZM165 181H164V183L167 182V181L166 182ZM173 181H175V180H173ZM180 181L178 184H182V182L180 183ZM128 182H126L124 184L125 187H127L126 185L129 184ZM132 182H131V184H132ZM138 182H136V183H138ZM184 182H183V184H184ZM105 183H107V181ZM105 183H103V184H105ZM151 183L153 184L155 182L152 181ZM168 183L169 182H167V185H168ZM103 184H100V185H103ZM232 184L234 185L233 188L230 187ZM137 185H135V186L137 187ZM143 185H140V186H143ZM172 185H173V183H172ZM33 186L35 188H33ZM119 186H121V185H119ZM128 186L131 187V185H128ZM140 186H138V187H140ZM151 186H153V185H151ZM157 186H160V185H157ZM98 187L103 189L102 190L103 193L100 194L97 191ZM113 187H115V186H113ZM122 187H123V185H122ZM130 187H129V189H131ZM115 188H117V187H115ZM141 188H143V187H141ZM170 188H172V187H170ZM185 188L186 187H184V189ZM124 189L126 190V188H124ZM124 189H122V190L124 191ZM129 189H127V190H129ZM132 189H133V187H132ZM162 189H165V187H163ZM13 190L17 191V195H16V197H14V199H12L10 197V193ZM117 190H119V189L117 188ZM135 190H136V188L133 189V191H135ZM138 190L142 191L141 189L138 188L135 192H137ZM143 190H145V189H143ZM177 190H178V188H177ZM165 191H167V189ZM165 191H162V192H165ZM171 191H173V190H171ZM160 192L157 193L158 196H160L159 194L162 193V192L161 193ZM169 192H170V190H169ZM168 193H166V196L168 195ZM108 194H110V195H108ZM163 196H164V193H163ZM110 197H111L112 201H111V199H109ZM113 200H115V202L117 204L116 206H118V207L113 206V205H115V203L113 204V202H114ZM5 202H4V204H7V206H8V203L7 202L5 203ZM110 202H112V204ZM159 202H161L160 205H158ZM172 204L175 207L172 206ZM190 205L194 206L195 209L194 208L193 209L198 213V215L197 214H193V215H197V217L200 216L201 218H204L203 222L206 219L208 221L207 222L208 226L206 224H205V227L203 226L204 224L201 225V223H199V222L202 220L198 221V219H197V221H196L193 219L194 220V222H193L192 218H194V217H192V216H191L192 218L189 216L191 219L188 218V219H190L188 221L187 218H184L183 215H180L181 213L186 211V207L190 206ZM147 206H149V207H147ZM165 206L167 208H164ZM11 207L9 209H11ZM171 208H172V210H171L172 212H170L171 214H169V210ZM175 208L180 209V212L178 211L180 213V214L178 213L179 215L175 214V211H174ZM187 208H188V210H191V209H189V207H187ZM150 209L151 210H157V212L158 211L159 212H158V214H153L154 212H150ZM10 211L12 212L13 210H10ZM48 213H50L52 215L51 218L47 217V216H50V214L48 215ZM189 213H191V211ZM13 214H14V212H13ZM187 214L188 213H186V215ZM155 215H158L159 217L157 216L158 217L157 218ZM168 215H171L172 217L169 218ZM127 216H128V218H130L129 216L133 217L135 219L134 222L135 221L138 222V220H140V222L144 223V226H146L147 229H150L152 231V233L154 234V238H153V240H150V243L148 242L149 244L144 243L143 238H142L143 236L141 234V230L140 229L137 230L140 226L135 227L138 224L136 223V225L134 226V223H130L131 221H133V219L130 221L131 218L128 220L126 218ZM7 219L8 218L3 216L2 212L0 211V264H51V263H49V261H51V259L46 258L47 254H45L46 256H42L43 254L40 255V253L38 252V250L40 252L42 251V250H40L42 247L39 246L40 249L37 247L39 245V243L37 244L36 243L37 241L35 243H32L34 241H31L30 239H28V240L31 243H28L29 241L26 242L27 239H24L25 240L24 241L23 240L24 237H21L18 234V232H16L13 229H9L10 226L13 227V224L11 223L12 225L9 226L6 223ZM17 225H19V224H17ZM18 228H20V227L18 226ZM22 230H25V229H22ZM19 232L21 234L22 231H19ZM27 233H25V234L27 235ZM29 234L28 235L30 237L31 233H29ZM26 235H23V236H25V238H26ZM54 240H53V242H54ZM138 245H140L139 246L140 249L138 251L139 253H137V255L135 257L133 256V258H131V256H130L131 253L134 251V249ZM110 247H112V248H110ZM81 261H82V259H81ZM81 263H83V262H81Z\"/></svg>",
	"mask_w": 264,
	"mask_h": 264
},
{
	"label": "rangeland",
	"instance_id": "374dc122",
	"mask_svg": "<svg viewBox=\"0 0 264 264\" xmlns=\"http://www.w3.org/2000/svg\"><path fill=\"white\" fill-rule=\"evenodd\" d=\"M11 1L13 2L12 5H14V4H15V5H16V4L19 5V3L22 4V2H23V1H26V0H23L22 2L20 1L19 3L17 2L18 0H15V1H14V0H11ZM29 1H30V0H28L27 2H24V4H22V5H25L26 3H28V5H29V4H30V5H33V4L35 3L34 5H36V2H37V1H38L37 4L42 3V2H45V3L47 2V4L50 3V5H51V2H52V0H44V1H41V0H37V1H36V0H35V2H33L34 0H33V1L31 0L32 2H31V1L29 2ZM40 1H41V2H40ZM49 1H50V2H49ZM92 1H93V2H92ZM94 1H97V0H91L90 3L85 4L86 6L84 5L83 8H85V9L87 8V11H85L86 13L83 11V15L80 13V12H82V11H80V12H77V11L74 12V11H73V13H72V10L70 11V14L72 13V14H71L72 16H71V15H70V16H69V15H66V16L64 17V14H63V18H65V19H63L62 17H58V16H60V15L62 16L61 13H56V12H55L56 14H59V15L57 16V15H54L55 13H52V12L50 11V15L48 14V19H47L48 22L54 23V22H55L54 20H55L56 18L59 19V20L56 19V21H59V22H60V23H59V22H55L56 24H52V25H51L50 23L48 24L49 26H51V30H53V29H52V26L54 27L55 25L58 26V27H57L58 29L60 28L59 30H58V29H54V30H56V31H54V30H53L54 32L51 31L53 34L50 32L51 35H49V37H50V36L52 37V40L55 39L54 37H56L57 42H51V41L49 40V39H51V37H50V38H47V37H43V36H41V37H43V38L40 37V39H41L40 41H39V38L37 39L38 42H39V43H37V44H40V45H41V43L43 42V39H44V41L46 42L47 40H45V39L47 38V39H48L47 44L49 45V47H47L48 45H47L46 43L43 42L41 46L44 47V48H42V49H45V48H46V49L43 50L42 52H45V51L47 50L46 52H48V53H49V52H50V53L52 52V53H53V51H54V54L51 53L52 55H50V53H49V55H48V54H46V52H45L44 54L49 56V57H46V58H47V60L50 61V63H49V61H48L47 63H44V62H46L47 60L44 59V57H43L42 60H44V61L41 60V61L38 62L39 64L37 63L38 66L35 67L34 72L37 71L36 73H38V70H39V71L41 70V68L39 69V65H40V67H44V68H46V65H47V64L51 65V67H48V65H47V68H46V69H49V68H50V70H49L50 73L48 72V70L46 71L47 74L50 75V76H49V77H50V78H49L50 81H48V78H47V77H45V79H44V78H43V79H40V82H41L42 84H44V85H41V83L38 82L39 79H38V81H37V80H36V81H32L33 84H34V82H35L36 85L39 83L38 86H39V88H40L43 92L40 91V89L37 87V89H38V90H37L38 93L36 92V93H37V94H36L37 96L34 97L35 100H34V98H33V100L31 101L32 103L29 101V103L32 104V105L29 104V107H31V108L33 107V108H32V109H31V108L29 109V107H28V105H27L28 103L26 104L27 107H28V108H27V111L29 112V111L31 110V111H30L31 113H28V112L26 111L27 113L25 112V113L21 116V119H22L23 117H25V118L22 119V121H21V119H20V121H19V122H21L20 125H19V122L17 123V125H19L20 127H18L16 124H14L13 127L16 126V127H17L16 129H17V130H19V129L21 130L22 127H24V129L27 128L26 130H24V129L21 130L23 133H22V132H19V134H21V136H22L21 138H24V137H25V138H27L28 140L32 139V138H30V137H32V136H33L34 138L38 136V137L35 138V139H39V140H40V138H41V141H38V142H37V141L35 140V141H36L35 143H36V144L38 143V146H39V147L41 146V144L44 145V144H47L46 142H48V146L46 145V148H44L45 150L43 149V154H44L43 156L45 157V156H46V153H47V155L50 154V150L52 151V149H50V148H53V146H54V147L57 146L56 148H53V150L55 149V151H56V149L58 150V148H60V147H58V145L60 146V144H56V143L63 141V138H64V137L67 138V136H69V137H70V138H69L70 140L72 139V141H77V142H78V141L80 140V137H78L79 139H78V138H75V137H76L77 135H79L80 133H82L83 135H86V134L88 135V134L90 133L88 136H90V135L93 136V135H94V133H93L91 130H90V132L87 131L88 133H86V134L82 132V131L85 132L86 129H87V130L90 129V128H89V127H90L89 122L87 123V120H86L87 118L85 119V117H86V116H85V114H86L85 107H86V110L89 109V108H88L89 106H90V109H91V108H93V109H94V108H95V109L97 108V109H98V108H100V106H102V105L104 104V107L102 106V109H100V110H103L104 112H105V110H106L105 113L107 114V113L109 112L110 115L112 114V112L109 111V110H114L115 113L113 112L112 116H116V114L118 113V111H119V113L121 112V111H120V109H121L122 112H123V113H120V116H121V117L127 115V113H129L130 110H132V111L134 110V111L136 112V111L142 109L141 112H136V113H134V111H133V112H130L128 115L131 114L130 117H131V116H132V117L134 116L133 118H135V116H136V117H139V115L142 114V116L145 117V119H146V116H147V119H149V120L146 119L145 121H147V122L149 121V122H148L149 124H148L147 122H145V123H147V124H142V123L144 122V118H143L141 115H140V118L142 117V119L137 118L138 120H135L136 118H135V119H131L132 117L130 118V117L127 115V116H128V117H127L128 120H127V118H126L127 121H126L125 119H124V121H123L124 123H125V121H126V125L129 124V125H127V126H128V128L131 127V129H133V127H136V126H138V125H140V126L143 125L144 128H143V126H142L141 128L138 126V131H137V132H136L137 127H136L135 130H134V129H133V130H129V131H127L128 129L125 130V128H127L126 125L120 126V128H122V129L126 126V127L123 129V131L125 130V132H123V131H122V132H119V131H121L122 129H119V128H118L119 126H116V127H117V128L115 127L116 130H115L114 132H112V133H115V134H117L118 132H119V133H124V134L128 133V134H126V135H124V134H119V133H118V134L116 135V136H117V137H116V136H114V134H112L111 132H110V133L108 132V134H107L105 131H103V129L105 128V126H107L106 124H102V126H103V125H105V126L101 127V128H103L102 131H103L104 133H102V132L99 131V130H101V128H100L101 124L98 125V127H97V128H100L99 130L96 131V129H94L95 135L98 134L97 137H96V139L99 138V139H98L99 142H100V140H104V141L107 140L108 142H109V141L111 142L112 138L109 137L110 135H111V136L113 135L112 137H114V138H119L118 135H121L122 138H123V135H124L125 137H127V136L130 137V136H131L130 139H129V138H127V139L125 138V141H124V140L121 141V139H122L121 137H120L121 139H114V138H113V140H117L118 143H120V141H121L120 145H119V144H115V145H114V143H116V141L114 142V141L112 140V141L114 142V143H113V142L111 143L112 148H113V146H114V147L116 146V147H115L116 150L112 149L110 143H108L107 141L104 142V144L107 143V145H103V144H102L103 141H102V143L99 145V142H97L98 144L95 143V142L98 141V140H96V141L94 140V142H93V140H92L93 137H92V136H90V138H89V137H86L87 135L84 136V137H86L87 139H88V138L91 139V141L88 139V140H89V141L87 142V143H89L88 145H90V146L92 145V146H91L92 148L95 147L94 149H95L96 151H95L94 149H92L91 147L89 148V146L87 145V143H85V144L83 145V148L86 149V148H87L86 145H87L88 148H89V150H88V149H86V150H87L89 153L91 152V149H92V151H93L95 154L93 153L94 155H92V156H91V154H90V156H91L92 158L94 157L93 159H95V161H96V158L102 160V157L97 156V155H100V154H99L100 151H107L108 148H111L112 150L109 149V152H112V151H113V153L115 152V153L117 154V152H118L117 149H119V148L122 147V146L124 147L125 145H124L123 143H126V140L129 141V142L126 143V146H125L126 150H128V148L132 146V144L129 146L130 143H133L134 145H136V143H137V145L140 146V147H139V150H137L136 153L130 154L131 152L136 151V148L138 149V147H136L137 145L134 146V147L132 146L133 149H132V147H131L130 150L126 151V153H128V154L125 153V156L122 157V158H124V159H128V160H125V161H129V164L131 165V166L129 165V166H130L129 169H130V170L133 169L132 171H135V172H133V173H130V172H132V171H130L128 168H127V170H126V169H121V168L119 169L120 166L117 165L116 163H114V161H112V164H113V165L111 164V166H110V164H108V163H111V159H108V160H107V158H104V157H103V158H104L103 160H104V161L106 160L105 162L102 160V161L104 162L103 164H102V161L97 160V163H98V161H100L99 164L101 163V165H104V166H102V169L105 170L104 176H101V177H100V178H103V180L99 178V181L101 180L100 184H103V183H105V182L107 181V183H105V184H103V185H100V184H99V186H101V187L103 186V187H104V185H105V186L108 187L111 191H113L114 193H117V194H122V193H124L125 191H127V193H129V195H130V193H132L131 195H133L134 198H138V197L140 196V198H138V199H144V195L142 196V194H143L142 192H143V191L146 192L147 189H148L147 191H149V190H150V187H151V188L154 187L153 189H151L150 192L155 191V188L157 189V191H158V190H159V191H158V192L155 191V192H154L155 195H152V194H151V197L149 196L148 201L151 200V199H153L154 196H155V197L157 196L156 199H158V201H161V199H162V201H161L162 203H163V198H164V200L166 199V197H167V199H168V198L170 199V198H172L171 196H174L173 198H174V199L176 198V200H178V199L180 200V199H181L180 197H183L184 195H186V192H187V190H188V188H189L188 185H189L190 183H192L194 180H197V179H198V178L195 179V178H196L195 175H197V174H196L197 171H192V170H190V167H191V161H190L191 159H190V158H192V157L189 155V152L186 150L187 148H186V146L184 145L183 141H181V139H186V140H188V141L195 139V140H193V141H190V142H196V143H192V145L195 146V147H197L198 144H199V145L201 144V145H202L201 148L199 149V147H198V149H199V151H201V152L203 151L202 153H204V155H206V156H205L206 159L208 160L209 157H210L209 160H210L212 157L214 158V159H213L214 162H212V161H213L212 159H211V161L208 160L209 162L205 161V165L208 164L207 166H208L209 168L206 167L207 170L205 169L204 172H205V173H208V172L210 171L209 174H210V173L212 174V173L214 172L212 175H214V176H219L218 173H219V171H221V169H219V168H223V170H225V169H224L225 166L223 167V164L220 165L219 162H218V164H217V160L215 159V157H216V153L219 152V150H221L220 147H223L225 140H228V141H229V139H230V140L232 139L231 137L234 138L235 133L230 132V130H229V131H225V132H226V133H225V132H223V131H224V130H223L222 132L225 133V135H226V136H225V135H223L222 132L219 131V132H218L219 135H216V137L214 138L215 140L213 139L214 142L212 141V143L207 144V146L210 145V146H209L210 148H209V147L207 148V146L205 145L206 143L203 142V141H204V138H202L203 140L201 139V136H202V135L200 134V135H201V136H200L199 134H197V132H198L199 130H192V129H194L193 126H192L193 123L189 124V120H190V119H191V121L193 120V118H194V121H195V120H196V121L199 120V118H200L199 116H198V118L196 117V119H195V116H196V115H200V116H201V119H203V118H204V117H203V116H204L203 114H205V111L203 110L202 106H201V107L199 106L200 104H198L197 102H193V103H192V101L195 100V99L193 98V97H195V96H194L195 94H194L193 92H191V89L189 88V87H190L189 84H188V86L185 87V85L187 84L186 81H188V83H190V81L192 80V79L190 80L191 74H190L189 70L187 69V70L185 71V70L183 69V66H185L186 64L184 63V65H183V64L181 63L180 66H182V65H183V66L181 67L182 69H180L179 66H178V65H179L178 59H177L176 57H173L174 54H175V53H174L175 51H174V50H171L172 48L170 49L167 45H163V44H162L163 47H162L161 49H162L163 51L160 50V49H158V48H160V47L162 46V45H161L160 47H158L161 43L158 42V43H159V44H158L157 41L155 42V40L157 39L158 36H156V39H155V36L152 37L151 34H149V33H150L149 30H151V28H150L149 26H151L153 23H148V22L145 21V20H144V22H143V17L140 16V15H139L140 17L138 16V14H140V13H142V12H140V13L138 12V14H137V12H135L136 9L134 10L135 13L133 12V10H132V12H131V11L129 12V8L127 7V4L125 3V4H126V6H125V4L123 3L124 0H120V1L118 0V2H116L117 0H115V1H114V0H107V1H109V3H108L106 0H102L103 4H101L102 2H101V0H99V3L96 2V3H97L96 5H95V2H94ZM113 1H114V2H113ZM164 1H165V0H164ZM193 1L203 2L204 5H205L206 7H208V8L214 6L212 3H209V2L212 1V0H204V1H203V0H200V1H199V0H193ZM230 1L232 2L233 0H229V2H230ZM245 1H246V0H245ZM110 2H111V3L113 2V3H112L113 5H112ZM119 2H120V4H119ZM121 2H122V4H121ZM247 2H249L250 4H253V0H252V1H251V0H247ZM105 3H106V4H105ZM107 3H108V5H107ZM114 3H117L116 6L118 5V6H120V7H118V8H113V7L115 6ZM208 3H209V4H208ZM89 4L92 5V6H90ZM99 4H100V6H98ZM109 4H111L112 6L109 5ZM206 4H207V5H206ZM211 4H212V5H211ZM26 5H27V4H26ZM34 5H33V6H34ZM52 5H53V4H52ZM101 5H102V8H100L101 10H99V7H101ZM103 5H104V6H103ZM105 5H106V6H105ZM122 5H124L126 8H125L124 6H122ZM209 5H211V6L209 7ZM95 6H96V8H93V7H95ZM116 6H115V7H116ZM20 7H21V6H18L17 8H20ZM88 7H89V8H88ZM91 7H92V9H91ZM107 7H108V8H107ZM111 7H112L114 10H117V11H115V12L113 13L114 10H113ZM27 8H29V7H27ZM81 8H82V7H81ZM81 8H80V10H81ZM97 8H98V9H97ZM104 8H107V9L104 10ZM120 8H123V9H125V10H122V9H120ZM95 9H96V10H95ZM127 9H128V11H127ZM83 10H84V9H83ZM102 10H103V11H102ZM106 10H107V11H106ZM109 10H110V11H109ZM99 11H100V12H99ZM101 11H102V12H101ZM111 11H112V12H111ZM119 11H120V12H119ZM122 11H123V12H122ZM136 11H138V10H136ZM53 12H54V11H53ZM105 12H106L108 15H107ZM116 12H117V13L119 12V13H118V14H115ZM125 12H126V13H125ZM77 13H78V14H77ZM103 13H104V14H103ZM110 13H112V14H110ZM84 14H85V15H84ZM101 14H102V15H101ZM105 14H106V16H104ZM120 14H121L122 18H121V17H118ZM131 14H132V15L134 14V16L132 17ZM52 15H54V16H52ZM109 15H110V16H109ZM115 15H116V16H115ZM56 16H57V17H56ZM68 16H69V17H68ZM73 16H74V17H73ZM75 16H76V17H75ZM79 16H83V17H80L81 19H88V21H89L90 23L87 22L86 20H83V21H82V20L79 18ZM84 16H85V17H84ZM102 16H103V17H102ZM123 16H125V17H123ZM128 16H129V17H128ZM135 16L139 17V19H138L137 17H135ZM52 17H53V18H52ZM71 17H73V18L70 20L69 18H71ZM87 17H88V18H87ZM104 17H106V18H104ZM107 17H108V18H107ZM110 17H111V18H110ZM116 17H118V19H121V20L118 21V20L114 19V18H116ZM50 18H51V19H50ZM54 18H55V19H54ZM74 18H75V19H74ZM76 18H77V19L79 18V19L76 20ZM99 18H101V19H99ZM102 18H104V19H102ZM124 18H127V19H126L127 21H126ZM128 18H129V19H128ZM105 19H107V21H109L108 19H110V21H111V20H114V22H111V23H110V21L107 22ZM122 19H123V20H122ZM140 19H142V20H140ZM62 20H63L64 22L66 21L67 24H66V23L64 24V22H63ZM68 20H69V21H68ZM79 20H80V21H79ZM96 20H97V21H96ZM100 20H101V21H100ZM102 20H103V21H102ZM104 20H105V21H104ZM115 20H116V21H115ZM124 20H125L126 22L129 21L130 23H133V24L127 23V24H128V25H127V24L125 23ZM130 20H131V21H130ZM138 20H140V21H139V22H135V21H138ZM47 21H46V22H47ZM84 21L86 22V24H89V28H90L89 31H91V32H90V33H91V37L87 38L88 42H86L87 44H84V45H86L87 48H85L84 45H82V46H81L82 48H80V46H78V45L76 46L75 43H73V41H72L70 38H68V37H69L71 34H78L79 30H81V31H80V33H81L82 31H84V28H88V25H87V26H86V24L84 25V23H85ZM117 21H118V23H117ZM44 22H45V20H44ZM71 22H72V24H71ZM96 22H97V23L99 22V25H102V27H103L102 30H101V27H99L98 24H97L98 26L96 25ZM103 22H105V23H103ZM120 22H121V23H120ZM122 22H123V23H122ZM141 22H142L143 24H141ZM82 23H83V25H82ZM106 23H109V24L107 25ZM112 23H114V24H112ZM139 23H140V25H141L142 27L139 25ZM58 24H60V25H58ZM91 24H94V25H93L94 27L91 26ZM104 24H106L107 26H106V25L104 26ZM110 24H112V25H110ZM121 24H122V26H121ZM124 24H126L127 28L125 27ZM135 24H136V25H135ZM146 24H147V25L149 24V26H148L149 28L146 27V26L143 27V25H146ZM63 25H64V26H63ZM80 25H81L82 28H79V29L76 28V27H80ZM114 25H115V26H114ZM116 25H117V26H116ZM129 25H130V26H129ZM68 26H69L68 30H67L66 28H64V27H68ZM84 26H85V27H84ZM90 26H91V27H90ZM95 26H97V27L95 28ZM128 26H129V27H128ZM137 26H138V27H137ZM187 26H190V24H187ZM71 27H73L72 32H71ZM74 27H75V28H74ZM83 27H84V28H83ZM113 27H114V28H113ZM120 27L122 28V30H121ZM131 27H132V28H131ZM134 27H136V28H134ZM140 27H141V29H139ZM161 27H162V25H161ZM165 27H166V28H169V27H167V25H166ZM93 28H95L96 30L93 29ZM99 28H100V32H99ZM109 28H110V30H109ZM130 28L133 29V30L135 29V30H134V31L132 30V32H131V29H130ZM144 28H145V29H144ZM146 28L149 29V30H148L149 32L146 31V30H147ZM65 29H66V30H65ZM69 29H70V30H69ZM128 29H129V30H128ZM138 29H139V30H138ZM143 29H144V31H146V33L143 31ZM61 30H62L64 33H61V34H60L61 36H60V35H59V32H61ZM93 30H94V31H93ZM97 30H98V31H97ZM104 30H105V31H104ZM140 30L143 31V32H141ZM58 31H59V32H58ZM66 31H67V33H66ZM89 31H88V32H89ZM95 31H96L97 33H96ZM114 31H115V32H114ZM120 31H121V32H120ZM129 31H130V32H129ZM135 31H136V32H135ZM68 32H69V33H68ZM92 32H93V34H92ZM112 32H113V33H112ZM138 32H139V33H138ZM140 32L142 33L141 35H143V33H144V35L146 34L145 37H142V38H144V39H143V40H144V41H143L144 43L141 41V40H142L141 38H136V37H135V36H138V35L141 37ZM162 32H163V30H162ZM54 33H55L57 36H55ZM65 33L68 34V35H66ZM94 33H96V35H95ZM102 33H104V35H103ZM118 33H119V34H118ZM131 33H132V34H131ZM97 34H98V35H97ZM100 34L103 35V36H101ZM137 34H138V35H137ZM58 35H59V36H58ZM62 35H63L64 37H62ZM92 35H93V36L95 35V36L93 37ZM122 35H123V36H122ZM128 35H130V36H128ZM144 35H143V36H144ZM147 35H149V39H148ZM53 36H54V37H53ZM65 36H66V37H65ZM109 36H111V37H109ZM139 36H138V37H139ZM162 36L165 37V35H162ZM166 36H167V35H166ZM60 37L62 38V40H61ZM92 37L94 38V40H95V38H96V40L94 41L93 39H91V41L93 40V42L89 43V42H90L89 40H90V38H92ZM101 37H102V38H103V37L105 38L104 41H103V39H102ZM122 37H124V39L126 38L127 40H126V39L124 40ZM130 37H131V39H130ZM132 37H133V38H132ZM134 37L137 39V41L135 40ZM150 37H151V39H150ZM59 38H60V40H59ZM63 38H64V39H63ZM65 38L68 40V43H69V44L67 43V40H66ZM97 38H98V39L101 38L100 41H98ZM225 38L228 39L230 42H231V41L234 42V43L237 42V41L235 40L233 34H232V37H231V35H229V37H228V35H227V37H225ZM230 38H231V39H230ZM110 39H111V40H114V42L116 41V44H118V45L116 46L115 43H114V44L111 43L112 41H110ZM116 39H117L118 41H117ZM119 39H120V40H119ZM223 39H224V37H223ZM226 39H225V40H226ZM56 40H53V41H56ZM105 40H106L107 43H109V41H110V43L113 44V47H114V46L118 47V48L115 49V51H117V52H114V54H113V50H114V49H113V48H109L110 50L112 49V50H111V53H110V52H109L110 50L108 49V47H112V46H111L110 43H109V44L106 43V44L108 45V47H107L106 45H104L102 42L105 43ZM138 40H139V41H138ZM145 40H146V42H145ZM148 40H149V41H148ZM150 40H153L154 42H153V41L150 42ZM228 40H227V41H228ZM70 41H72V42L70 43ZM97 41H98V43H97ZM119 41H120V42H119ZM128 41H129V43L132 42L133 44L131 43V45H133V46H131L130 44H128ZM134 41H135V42H134ZM36 42H37V41H36V39H35V44H36ZM50 42H51V43H50ZM65 42H66V44L63 45ZM94 42L97 43V44L95 43V44H96L95 46H97V47L94 46L95 48H93V47H92L93 45H91V46L88 45V44H92V43L94 44ZM137 42L140 43V44L142 43V45L139 47V46L137 45V44H138ZM49 43H50V44H49ZM56 43H59V44L57 45ZM100 43L103 44L104 46L101 45L102 47L99 46V48H98V45H100ZM124 43H125L126 45H123ZM51 44H52V45H53V44H56V45H54V47H56V46H57L58 48H59V47H60V48L62 47V51L60 50V48H59V49L56 48V50H54V49H55V48H54V49L52 50L53 47L50 48ZM67 44H68V45H67ZM120 44H121V45H120ZM140 44H139V45H140ZM143 44H144V47H143ZM44 45H45L46 47H45ZM61 45H62V46H61ZM66 45H67L68 47H69V45H70L71 47L68 48ZM128 45L131 46V47H129V48H131V51L129 50ZM146 45H148V46H146ZM83 46H84V47H83ZM105 46L107 47V50L104 48ZM120 46H121V48H119ZM122 46H126V48H124V47H122ZM134 46H135V47H134ZM137 46H138L140 49L142 48V49L144 50V51H142V49H141L142 53L144 52V53H143L144 55H141V54H140L141 51H139L138 49H136ZM153 46H155V47H153ZM156 46H157V47H156ZM65 47H66V48H65ZM72 47H73V48H72ZM89 47H92V48H89ZM145 47H146V48H145ZM149 47H150V49H151L152 51L149 49ZM151 47H152V48H151ZM181 47L184 48L185 46L183 45V46H181ZM47 48H50V49H47ZM63 48H64L65 50H63ZM70 48H71V49H70ZM76 48H77V49H76ZM79 48H80L81 50H80ZM97 48H98V49H97ZM102 48H104V49H103L104 51L102 50ZM114 48H115V47H114ZM156 48L158 49L159 53H158V51H157ZM164 48H166L167 51H166ZM66 49H67V50H66ZM72 49H73V50H72ZM78 49H79L80 52L78 51ZM83 49H84L85 51H84ZM86 49H87V50H86ZM92 49H93V50H92ZM96 49H97V50H100V49H101V50L103 51V55H104L105 60L100 61V60L103 59V58H102V57H103V55H102V51H101V50H100V52L98 51V52L100 53V54H99V53L96 51ZM117 49H118V50H117ZM134 49L136 50V52H135ZM146 49H147V50L149 49V51L146 52ZM153 49H154V51H153ZM169 49H170V50H169ZM176 49H177V48H176ZM51 50H52V51H51ZM71 50H72L73 53H71ZM88 50H90V51H88ZM91 50H92V51H91ZM155 50H156L157 52H156ZM56 51H57V52L60 51V52H61V55H60V53H59V55L57 54L58 57L55 56V52H56ZM64 51H66V52L68 51V52H69V53L67 52L68 55H67L66 52H64ZM76 51H77V55L75 54ZM87 51H88V53H90V54H89L90 56H94V55H96V54L98 53V55H96L95 58L97 57L96 59H98L99 61L94 60L95 58H94V59L92 58V60H93V61H92V60L90 59L91 57L87 55V53H86ZM94 51H95V52H94ZM105 51H106V52H105ZM120 51H121V52H120ZM132 51L135 53V55L138 56V59H137V56H135L134 53H133ZM171 51H172V52H171ZM57 52H56V53H57ZM83 52H84V53H83ZM107 52H109L108 54H109L110 57H108ZM126 52H128V53H126ZM130 52H131V53H130ZM150 52H151V53H150ZM152 52H153L154 55L152 54ZM64 53L68 56V59H67V56H66ZM94 53H95V54H94ZM115 53H117L118 56H117V54H115ZM121 53H122L123 55H122ZM129 53H130L131 55H130ZM148 53H150V55H149ZM155 53H156V54H155ZM164 53H165V54H164ZM171 53L173 54V56H171V55H172ZM70 54H72L73 57L76 56V58H75L76 60L73 59V57H71ZM74 54H75V56H74ZM78 54H80V58H79ZM85 54L87 55V58H89V59H88L89 61H87V58H84V57L86 56ZM92 54H93V55H92ZM119 54H120V55H119ZM145 54H146V55H145ZM151 54H152V55H151ZM169 54H170V55H169ZM227 54H228V53H227ZM63 55H64V56H63ZM81 55H84V56H81ZM101 55H102V57H101ZM105 55H106L108 58H106ZM129 55H130V56H129ZM156 55H157L158 57H157ZM230 55H233V54L230 53ZM50 56H54V57H50ZM59 56H60V57L63 56L62 59H61ZM98 56H100V57L98 58ZM114 56H115V58H114ZM128 56H129V57H128ZM133 56H135L136 58H133ZM140 56H142V57H140ZM149 56H150V58H149ZM151 56H153V57H151ZM233 56H234V55H233ZM56 57H57V58H56ZM69 57H70V58H69ZM82 57H83V60H82ZM116 57H117V58H116ZM118 57H119V58H118ZM131 57H132V58H131ZM172 57H173V58H172ZM49 58H51V60H50ZM52 58H53V59H52ZM63 58H64V60H65V58H66L68 61H67V62H66V60L64 61ZM123 58H124V59L127 58L126 61H125ZM141 58H142L143 60H142ZM156 58H157V59H156ZM167 58H168V59H167ZM54 59H55L56 61H54ZM71 59H73V63H72V64H68V63H71V62H72ZM84 59H86V60H84ZM109 59H110V60H109ZM113 59H114V60H113ZM129 59H130V61H129ZM135 59H136V61H135ZM176 59H177V60H176ZM62 60H63V61H62ZM90 60H91L92 62H94V63H92ZM108 60H109L110 63L108 62ZM111 60H112V61H111ZM116 60H118V62H117ZM120 60H121V62H120ZM122 60H123V62H122ZM158 60H160V61L162 62V69L159 68V67H161V66H159L160 62L156 63ZM163 60H164V63H163ZM168 60H173V61H168ZM175 60H176V62H175ZM51 61H52V63H51ZM81 61H83V62H85V63H83V62H81ZM115 61H116V62H115ZM141 61H142V62H141ZM153 61H154V62H153ZM165 61H166L167 63H166ZM41 62L44 63V65L40 64ZM53 62H54V63H53ZM55 62L58 63L57 65H58L59 67H58V66H56V67H57V69H59V71H58L55 67L53 68V66L56 65ZM77 62H78V63H77ZM79 62H81V63H79ZM95 62H97L98 65H97ZM104 62H105V64H104ZM114 62H115V63H114ZM131 62H133L132 64H134V65L136 64V66L130 64ZM136 62H137L138 64H137ZM168 62H169V63H168ZM177 62H178V64H177ZM62 63H63V64H62ZM65 63H66V64H65ZM74 63H75V64H74ZM87 63H88V64H87ZM99 63H101V64H99ZM106 63H107V64H106ZM113 63H114V64H113ZM125 63H126V64H125ZM153 63H154V64H153ZM165 63H166V64H165ZM174 63L177 65V67H176V65H175ZM45 64H46V65H45ZM60 64H62V67H61ZM79 64H81V65H82V69H84V70H83V73L80 72V70H81L80 68H81V67L79 66ZM86 64H87L88 66H86ZM93 64H94V66H93ZM128 64H129V65H128ZM148 64H149V65H148ZM150 64H151V66H150ZM155 64H156V66H155ZM41 65H42V66H41ZM63 65H64V66H63ZM65 65H68V66L66 67V69H68V71L64 69ZM73 65H75L74 67L77 66L76 68H78V70H79L78 73H77L78 70H77L76 68H73ZM90 65H92V66H90ZM96 65H97V66H96ZM99 65H100V66L102 65V68H100ZM103 65H104V66H103ZM105 65H107V66H105ZM110 65L112 66V68L110 67ZM113 65H114V66H113ZM118 65H119V66L121 65V66L119 67ZM126 65H127V67H126ZM130 65H131V66H130ZM157 65H158V66H157ZM168 65H169L170 69L174 68L175 71L172 69L174 72H171L172 70L170 71ZM69 66H72V67H71V68H68ZM83 66H84V67H83ZM85 66H86V67H85ZM108 66H109V67H108ZM115 66H116V67H115ZM123 66H124L125 68H123ZM133 66H134V68H133ZM141 66H142V67L144 66L146 69H147V67H149V68L151 67V68L155 71V72L153 73V75L156 77V78H155L156 81H157V79H158L157 83H156V81H153V80H154L153 78H152L153 80L151 79L152 75H149V74L152 73L153 70H151V69H149V68H148L149 70H148V69L146 70L144 67L142 68ZM164 66H166V67H164ZM91 67H92V68H91ZM95 67H96V69L98 68L97 71L95 70ZM103 67H104V68H103ZM114 67H115V68H114ZM117 67H118V68H117ZM121 67H122V68H121ZM128 67H130V68H128ZM136 67H138V68H136ZM89 68H90V70L92 71V74H91V73L88 74V72H89ZM99 68L101 69L100 71H99ZM105 68H107V69H106L107 72L105 71ZM110 68H111V69H110ZM119 68H121V70H122V69H123V70H126L127 72H126V71L124 72V71L122 70V71L124 72V73L122 74V73H121V70H120ZM140 68H142V69H140ZM158 68H159L160 70H159ZM165 68H167L166 74H165ZM176 68H177V70H176ZM184 68L186 69V67H184ZM36 69H38V70H36ZM52 69H54V71L57 70V71H55V72H57V74L60 73V74H59L60 77H58L59 75H58V76H54V75H56V73H55L54 71H53V72H54L55 74L51 73ZM60 69H62L63 72L60 71ZM74 69H75V70H74ZM85 69H87V70H85ZM93 69H94V70H93ZM102 69H103V70H102ZM109 69L111 70V73H109V72H110V71H108ZM117 69H119L120 71H119V70L116 71ZM130 69H131V70H130ZM143 69L145 70V72H144ZM73 70H74V71H73ZM114 70H115L116 72H120V73L122 74V75L119 74L121 77H119V75H118L117 73H115ZM162 70H164V72H163ZM168 70H169V72H168ZM64 71H65V72H64ZM72 71H73L74 73H73ZM86 71H87V72H86ZM91 71H90V72H91ZM94 71H95V72H94ZM98 71H99V72H98ZM101 71H102V72H101ZM112 71H113V72H112ZM146 71H147L149 74L146 75ZM149 71H150V72H149ZM181 71H182V72H181ZM187 71H188L189 73H188ZM34 72H33V73H34ZM75 72H76L78 75H77ZM96 72H97V73H96ZM100 72L102 73V75L105 73L107 76L113 75L114 77L117 76V78H114V77L112 76V77H113V78H112L113 82H110V81H111V78H110V80H109V79H108V80H105L104 82H106V83H104L103 80H104V77H106V76H101V75H100V74H101ZM160 72L164 73L165 75H162V73H160ZM167 72L169 73V75H168ZM170 72H171V73H170ZM180 72H181V74H180ZM185 72H187V73L190 75V77H189V75L186 74ZM33 73H32V74H33ZM36 73H34V75H35ZM79 73H80V74H79ZM81 73H82V74H81ZM98 73H99V75H98ZM131 73H132V74H131ZM133 73H136V74H133ZM139 73L141 74L140 77H138ZM142 73L145 74V76H144ZM174 73H175V74H174ZM182 73H183V74H182ZM184 73H185V74H184ZM47 74H46V76H47ZM51 74H52V75H51ZM61 74H62V75H61ZM65 74H66V75H65ZM84 74H87L88 76H86V75H84ZM93 74H94V75H93ZM95 74H97L98 76L95 75ZM105 74H104V75H105ZM108 74H109V75H108ZM130 74H131V75H130ZM155 74H156V75H155ZM73 75H74V76H73ZM75 75H76V76H75ZM79 75L82 76V78H81ZM92 75H93V76H92ZM126 75H127V76H126ZM142 75H143V76H142ZM166 75L170 76L169 79H168V76H166ZM172 75H175V76L173 77ZM176 75H180L181 77H180V76H176ZM23 76L25 77V75H23ZM51 76H52V77H51ZM61 76H62V77L64 76V77L61 78ZM65 76H68V77H66V80H65ZM91 76H92V77L97 76L98 78H100V79L98 80V78L95 77V78L97 79V81H99V83H95V84H96V87H93V88H96V91H97V92H94L92 89H90L92 86H94L93 84H90V83H92V82L89 81V80H90L89 78H90ZM131 76H132V77H131ZM146 76H147V77H146ZM148 76H149V77H148ZM150 76H151V77H150ZM154 76H153V77H154ZM165 76H166V78H163V77H165ZM26 77H27V76H26ZM57 77H58V78H57ZM69 77H70V78H69ZM75 77H76V78H75ZM88 77H89V78H88ZM92 77H91V79H92ZM122 77H123V78H122ZM135 77H136V78H135ZM142 77H144L145 79H141V80H140V78H142ZM171 77H172V78H171ZM175 77H176V78H175ZM179 77H180V78H179ZM187 77H188V78H187ZM67 78H69V79H67ZM72 78H73V79H72ZM83 78H86V79H83ZM131 78H133V79L131 80ZM147 78H148V79H147ZM149 78H150V81H149ZM170 78H171V79H170ZM177 78H178V79H177ZM185 78H186L187 80H186ZM23 79H24V78H23ZM53 79H55V80H53ZM56 79H57V82H58L59 80H61V81H59V82L61 83L62 86L60 85L59 82L56 84ZM70 79H71V80H70ZM78 79H79V80H78ZM81 79H82V80H81ZM88 79H89V80H88ZM102 79H103V80H102ZM114 79H115V80L117 79V80H116L117 83H116V81H114ZM118 79H119V80H118ZM122 79H123V80H122ZM124 79H125V80H124ZM134 79H135L136 82L134 81ZM163 79H164V80H163ZM180 79H182L181 81H183V84H184V85L182 84L181 81H179ZM184 79H185V80H184ZM18 80L21 81L22 78H21V80L18 78ZM42 80H43V81H42ZM51 80H52V81H51ZM67 80H68V81H67ZM80 80H81V81H84V82L86 83V85H85L84 82H81ZM101 80H102V81H101ZM121 80H122V81H121ZM130 80H131L132 82H131ZM142 80H143L145 83H148V84H149V82H150V83L152 84L151 86L154 87V90H152L153 88H152L151 86H148V84H145L144 82L142 83V85H140ZM146 80H148V81H146ZM166 80H167V81H166ZM169 80H170V81H169ZM171 80H173L174 82H178V83H175L176 86H177V90H176V91H175V89H174V87H176V86H175V85L172 86L173 83L171 82ZM46 81H48V82H47V83H48L47 85H45V84H46ZM66 81H67V82H66ZM73 81H74V82H73ZM75 81L80 82V84L82 83V85H80V86H79V84L75 85V84H76ZM88 81H89V82H88ZM95 81H96V80H95ZM119 81H120V82H119ZM125 81H127V83H125ZM128 81H129V82H128ZM151 81H153V82H151ZM163 81H165V82L163 83ZM168 81H169V82H168ZM44 82H45V83H44ZM50 82H51V83H50ZM52 82H53V83H52ZM65 82H66V84H65ZM87 82H88L89 84H88ZM122 82H123V83H122ZM159 82H160L163 86L160 85ZM184 82H186V84H185ZM67 83H68V84H67ZM70 83H71V89H73L72 91H70V90H71V89H70ZM103 83H104L105 85H104ZM108 83L111 85L112 89H110V87H109L110 85H109ZM111 83H114V84H111ZM115 83H116L117 85H116ZM155 83H156V84H155ZM158 83H159V84H158ZM169 83H172V84L170 85ZM180 83H181L182 85H181ZM191 83H192V81H191ZM55 84H56V85H55ZM73 84H74V86H73ZM101 84H102V85H101ZM107 84L109 85V86H108V90H107ZM122 84H123V85H122ZM128 84H129V85H128ZM143 84H145V85H144L145 87L147 86V87H146L147 90L145 89V90H146L145 92L148 91L150 94H152L151 96H153V97H151V96L149 95V93H148V95H146L147 93H145V92L143 91V89L145 88V87H143ZM166 84H168L167 88H168V90H171L172 93H171L170 91H169V92L166 91V90H167L166 87L164 88V86H165ZM179 84H180V86H179ZM34 85H35V84H34ZM49 85H50V86H49ZM51 85H52V86H51ZM57 85H58V86H57ZM67 85H68V86H67ZM84 85H85V86H84ZM90 85H92V86H90ZM112 85H113V86H112ZM138 85H139V86H138ZM149 85H150V84H149ZM154 85H155V86H154ZM190 85H191V84H190ZM16 86H17V85H16ZM40 86L43 87V88H41ZM44 86H45V87H44ZM59 86H61V87H59ZM65 86H67L66 89H65ZM88 86H89L90 88H89ZM97 86L101 87V89H102V87L106 86V90H107V91L105 90V87H104L103 90H101V89L99 90V87H97ZM115 86H116V87H115ZM122 86H123V87H122ZM124 86H125V87H124ZM130 86H131L132 88H131ZM169 86H171L172 89H170L171 87H169ZM178 86H179V88H178ZM181 86H182V87H181ZM49 87H50L51 90L49 89ZM54 87H55V88H54ZM57 87H59L60 89L57 88ZM63 87H64V88H63ZM72 87H73V88H72ZM75 87H76V88H75ZM80 87H81V88H80ZM82 87H83V88H82ZM84 87H85V88H84ZM117 87H118V88H117ZM127 87H128V88H127ZM136 87H137V88H136ZM149 87H150V89H149ZM184 87L186 88V91H185V88H184ZM46 88H47V89H46ZM61 88H62V89H61ZM88 88H89L90 90H89ZM116 88H117L118 90H116ZM123 88H124L125 90H124ZM141 88H142V90H140ZM151 88H152V89H151ZM162 88H163V89H162ZM180 88H181V89L184 88V90H183V89H182V90H183L186 94H185L184 92H182ZM43 89H44V90H43ZM53 89H55L57 93H58V91H61V90H63V89H65V91H64V92L61 91V92H60L61 94H60V93L56 94V93L54 92ZM69 89H70V90H69ZM130 89H131V90H130ZM156 89H157V90H156ZM188 89H189V95L191 94L190 96H188V94H187ZM46 90H47V91H46ZM76 90H77V91H76ZM83 90H84V92H83ZM98 90H99V91H102V92H99ZM110 90H111V91H110ZM113 90H114V91H113ZM134 90L137 91V92H135ZM138 90H140V91H138ZM151 90L153 91V93L151 92ZM172 90H174V92H173ZM178 90H179V92H178ZM192 90H193V89H192ZM39 91H40V92H39ZM69 91L72 92V93H71V94H65V93H68ZM87 91H88V93H89V92H91V93H89V95H87ZM104 91H105V92H104ZM123 91H124V92H123ZM142 91H143V92H142ZM154 91H155V92L157 91V92L155 93ZM164 91H165V92H164ZM180 91L182 92V94H181ZM44 92H45V93H44ZM50 92H51V94H50ZM93 92H94V94H93ZM118 92H119V93H118ZM125 92H128V93L126 94V98H125V96H122V95H121V94H123V93H125ZM132 92H134V94H133ZM139 92H142V95H144V97H143V96L141 95V93H140V94L138 95V96H140V97L138 98L137 94H138ZM166 92H168V93H166ZM177 92H178V93H177ZM39 93H40V94L42 93V95H41L42 97L40 96ZM46 93H47L48 95H47ZM54 93H55V94H54ZM63 93H64V94H63ZM77 93L80 94L82 98H85V97H86V98H85V99H82V98H81L82 101H80V100H79V97L77 98V95H78ZM84 93H85V97L82 95V94H84ZM95 93H97V94H98V93H99V94H103V93H105V95H104V99H106V98L109 97V99L106 100L105 102H110V103H111L112 105H114V106L111 107L112 105H111L110 103H108V104H110L111 106L108 105L107 103H104V102H103L102 105H101V104H100V105L97 104V105L99 106V107H98V106L96 105L97 102H96L95 100H92V98H91V97H93V95L95 96ZM106 93H107V95H106ZM109 93H110V94H109ZM131 93H132L133 95H132ZM135 93H137V94H135ZM164 93H166V94H164ZM170 93H171V94H170ZM174 93H175V94L177 93L176 95H178L179 93H180V94H179L178 97H177V96L173 95ZM49 94H50V95H49ZM53 94H54V95H53ZM73 94H77V95L75 96L76 99H75V97H74ZM99 94H98V95H99ZM108 94H109L110 96H109ZM112 94H114V95L111 96ZM129 94L132 95V96L130 95L131 97H133L132 99H135V100H133L134 102H133L132 100H131V102H129L130 99H131V97L129 96ZM154 94H156V95H155L156 98H157V96H158V97L160 96L159 99L162 100V103L160 102L161 100H159L158 98H157V100L155 99ZM168 94H169V95H168ZM184 94L188 97V100L191 99V98H193V99L188 101L187 99L182 98L183 100H181V99L179 98V96L182 97V95H183V97L187 98ZM193 94H194V95H193ZM43 95H45L46 97L44 96V97H45V98H44ZM51 95H52V96H51ZM56 95H58V96H56ZM60 95H61V96H60ZM80 95H79V96H80ZM86 95H87V96H86ZM90 95H92V96H90ZM120 95H121V98H119ZM127 95H128V96H127ZM135 95H136L137 98H135ZM145 95H146V96H145ZM164 95H165V97H164ZM167 95H168V96H167ZM170 95H173V97H170ZM65 96H66V97H65ZM100 96H102V98H103V95H100ZM116 96H119V97H117V98L120 100L121 105H120L119 101H118V103H117V100H118V99L116 98ZM141 96H142L143 98H145V99H146V97H148V98H147V100H145V99H143V98L141 99ZM191 96H192V97H191ZM48 97H49V98H50V97H54V98H53V99H52V98L49 99ZM55 97L59 98V100H58L57 98H55ZM63 97H64V98H63ZM70 97H71V99H73V101L70 99ZM112 97H114V98L116 99V101H115L114 98H112ZM129 97H130V98H129ZM149 97H151V98H149ZM176 97H177V98H176ZM36 98H38V99L41 98V99H40L39 102H38V99H36ZM66 98H67V99H66ZM87 98H88V99H87ZM89 98H91V99H89ZM111 98H112L113 100H110ZM122 98L125 100L126 103L124 102V100H123ZM43 99L45 100V102L42 101ZM51 99H52V100L56 99V101H55V100H54L55 102L52 101L53 103L51 104ZM86 99H87L88 101L91 100V102H92V107H91V103L88 102ZM93 99H94V98H93ZM104 99H103V100H104ZM121 99H122V100H121ZM136 99H138L139 101L136 100ZM149 99H150L151 102H152V100L154 99V100H153L154 103H150ZM165 99H166V100H165ZM172 99H173L174 101H173ZM178 99H179V100H178ZM57 100H58L59 102H58ZM60 100H62L61 103H60ZM66 100H68V101H66ZM76 100H77V101H76ZM78 100H79V101H78ZM84 100H85L86 104H85ZM140 100L142 101V103L144 102L145 105H144V103H143V106H142V105H141L142 103H141ZM144 100H145V101H144ZM163 100H165V101L163 102ZM167 100H169V104H167V103H168ZM175 100H176V101H175ZM177 100H178V101H177ZM184 100H186L187 103H186ZM40 101H41V103H40ZM46 101H47L48 103H47ZM63 101H64V102H63ZM121 101H122V102H121ZM135 101H138V102L136 103ZM170 101H171V104H170ZM179 101H180V102H179ZM182 101H183V102H182ZM76 102H78V103H76ZM81 102H82V103H81ZM83 102H84V103H83ZM95 102H96V103H95ZM112 102H113V103H112ZM127 102L131 103V105H130L129 103H127ZM157 102H159L160 104L157 103ZM165 102H166V103H165ZM175 102H177V103L175 104ZM178 102H179V106H180V104L182 105V106H181L182 109L179 108V106L177 107ZM181 102H182V103H181ZM189 102H190V104H188ZM34 103H35V104H34ZM37 103H38V104H37ZM42 103H43V104H42ZM46 103H47V104H46ZM59 103H60L61 105H59ZM71 103H72V105H71ZM94 103H95V105H96L97 107L94 105ZM115 103H116V104H115ZM132 103H136L137 105H136V104L134 105V104H132ZM140 103H141V104H140ZM147 103L149 104L148 106H147ZM164 103L167 104L168 106H165ZM172 103H173V104H172ZM194 103H195V104H194ZM39 104H40L41 106H40ZM48 104H49L50 108H49ZM53 104H55L57 107H56L55 105L53 106ZM57 104H58V105H57ZM64 104H65V105H64ZM66 104H68L69 106L67 107ZM73 104H74V105H73ZM78 104H79V105L81 104V105L79 106ZM82 104H83V105H82ZM88 104H90V105H88ZM106 104H107L108 108H107V106H105ZM117 104H119L118 106H120V109H117V108H118ZM153 104H155V105H153ZM161 104H163V105H161ZM196 104H197V105H196ZM36 105H37V107H36ZM38 105H39V108H38ZM45 105H47V106H45ZM63 105H64V106H63ZM84 105H85V106H84ZM115 105H116V106H115ZM124 105L127 106V107L129 106V107H128V108H127V107H124ZM139 105H140V106H139ZM158 105H159V106H162V109H160L161 107H159ZM171 105H172V106H171ZM175 105H176V106H175ZM185 105H186V107L183 108V106H185ZM187 105H190L191 108H190V106L188 107ZM194 105H195V106H199V107H197V108H199V109L195 108ZM42 106H43V109H44V106L47 107V108H49V109H53V108L55 107L54 110H55V109H56V110L59 109V111H60V108H61L62 110L65 108L64 110H66V112H65V111H63V112L61 111L60 115L62 114V116L64 117V114H66V116H67V120H66V119H65V121L63 120L64 123H63V121H61L60 124H59V123H55V124H54L55 126H53V124L50 125V123H49V121H48V123H47L48 125H46L47 128H45V125H44V126H43L44 129H43V127L39 124V123H41V122H39V121H40V120L42 121V119H40V118L42 117V115H44V114H43V111H44V110H43L42 108H40V107H42ZM65 106H66V107H65ZM76 106L79 107V108H77ZM83 106H84V110H83V108H82ZM94 106H95V107H94ZM121 106H122L123 108H122ZM130 106H133V107H134V106H137V108L134 107V108H136V109H134V108H132V107H130ZM141 106H142L143 108H142ZM144 106H147V107L144 108ZM152 106H155V107H152ZM170 106H171V107H170ZM192 106H194V108H193ZM51 107H53V108H51ZM59 107H60V108H59ZM62 107H63V108H62ZM114 107H115V108H114ZM116 107H117V108H116ZM151 107L154 108V109H153L154 111H152V108H151ZM156 107H157L158 109H157ZM166 107H167V108H166ZM169 107H170V108H169ZM175 107H177V109H176ZM34 108H35V111H33ZM47 108H46V109H47ZM57 108H58V109H57ZM66 108H67V109H66ZM106 108H107L108 110H107ZM109 108H110V109H109ZM125 108H126V109H125ZM130 108H131V109H130ZM155 108H156V109H155ZM46 109H45V112H44V113H47V112H48L47 110H49V109H47V110H46ZM71 109H72V110H71ZM78 109H79V111H78ZM123 109H124V111H123ZM129 109H130V110H129ZM145 109H146V111H147L148 113H147L146 111L144 112ZM169 109H171V110H169ZM172 109H173V111H172ZM180 109L182 110L184 116H185V113H186L187 118H186V116H185V119L187 120V123H188L187 125H188V126L190 125V127L192 126V127H191L192 129H191L190 127H188V126H187V127H186V126L183 127V124L180 123V121H179L180 119L176 117V116H177L176 113H177V112L180 113V111H181ZM185 109H187V110L185 111ZM188 109H189V110H190V109H193V110H190V111H189ZM201 109H202V110H201ZM37 110H38V111H37ZM41 110H42V111H41ZM70 110H71V111H70ZM116 110H117V113H116ZM125 110H126V111H125ZM127 110H128V112H127ZM155 110H156V111H155ZM164 110H165V111H164ZM166 110H167V112H171V111H172V113H174V112H176V113H174L175 115H174V114L171 115L170 113H168V115H170V116H169L170 119H169ZM176 110H177V111H176ZM194 110H196V112H198V113L196 114ZM198 110H199V111H198ZM200 110H201V111H200ZM40 111H41L42 114L40 113ZM68 111H69V112H68ZM75 111H76V112H75ZM84 111H85V112H84ZM107 111H108V112H107ZM150 111H152V114H151ZM157 111H158V112H157ZM163 111H164V113L162 114ZM193 111H194V112H193ZM33 112H34V113H33ZM37 112H38V113H37ZM70 112H71V113L73 112V113L71 114ZM78 112H79L80 114H79ZM110 112H111V113H110ZM124 112H127V113L124 114ZM149 112H150V114H151V120H150V114H149ZM153 112H154V113H153ZM187 112H189L188 114L191 113V115H188ZM202 112H204V113H202ZM35 113H36V115H35ZM69 113H70L71 119H70V116H68ZM74 113H76V114H74ZM81 113H82V114H81ZM132 113H134L135 115H133ZM144 113H147V114H144ZM155 113H157V116H155V115H156ZM159 113H161V114H159ZM193 113H194V114H193ZM39 114H41V116H40ZM77 114H78V115H77ZM106 114H105V115H106ZM109 114H107V115L110 116ZM121 114H124V115H121ZM136 114H137V115H136ZM154 114H155V115H154ZM181 114H182V113H181ZM24 115H25V116H24ZM26 115H29V117H31V118L29 119L28 116H26ZM32 115H33L34 117H33ZM75 115H77V116L74 117ZM81 115H83L84 117L81 116ZM105 115H103L102 117H106V116H107V115H106V116H105ZM158 115L161 116V117H160V116H159V117L162 119L161 122H163V123L160 122V120H159L160 118H157ZM162 115H167V116H163V117H162ZM202 115H203V116H202ZM39 116H40V117H39ZM66 116H65V117H66ZM79 116H80V117H79ZM118 116H119V115H118ZM148 116H149V118H148ZM154 116H155L158 120L155 119ZM172 116H174V117L172 118ZM193 116H194V117H193ZM26 117H27V118H26ZM77 117H79V118H77ZM152 117H154V118L152 119ZM166 117H167V118H166ZM188 117H190L189 120H188ZM192 117H193V118H192ZM38 118H39V119H38ZM75 118H77L78 120H77V119L75 120ZM80 118H81V119L84 118V119H83V120H84L83 123H82V121H81ZM171 118H172V120H171ZM174 118H177V119H176V122H177V123H175V122L173 121ZM26 119H28V120H26ZM31 119H33V120H31ZM37 119H38L39 121H38ZM79 119H80V121H79ZM104 119H105V118H104ZM130 119L132 120V122L130 121ZM139 119L142 120V121H140ZM163 119H164V120H163ZM166 119H167V120H166ZM24 120H25V122H24ZM71 120H72V121H71ZM155 120H156V121H155ZM165 120H166V121H165ZM169 120H171V121L169 122ZM26 121H28V122H30V123L28 124V122L26 123ZM36 121H38V122H37V125H34V124H36ZM69 121H70V122H69ZM73 121H74V122L76 121V123L78 122L77 124L80 123L79 126H78L76 123H75V124L72 123ZM108 121H109V119L107 120V117H106V119H105L103 122H106V123H107ZM133 121H135V122H133ZM137 121H138V123H140V122H141V123L138 124ZM158 121H159L161 124H163V126H162V125H159L160 123H159ZM191 121H190V122H191ZM194 121H192V122H194ZM32 122H33V123H32ZM67 122H68V126H67V127H66V126H62V123H63V125H65ZM150 122L152 123V125H153V123H155V122H157V123H155V124L152 126ZM165 122H166V123H165ZM168 122H169V123H168ZM23 123H25L27 127H26L25 124H23ZM69 123H70V124H69ZM110 123H111V122H109V124H110ZM132 123H136V124H138V125H136V124H132ZM170 123H171L172 125H173L174 123L177 124L178 126L175 125V124H174V126H175V127H178L179 129L181 128V125H182V128H183V129L181 128L182 130H179L178 128H173L174 126L172 127ZM21 124H22L23 126H22ZM56 124H57V125H56ZM82 124H85L86 126H85V125H82ZM111 124H112V123H111ZM141 124H142V125H141ZM157 124H158V126H157ZM164 124H165V125H164ZM169 124H170L171 127L169 126ZM179 124H180V125H179ZM32 125H33L34 128L32 127ZM49 125H50V126H49ZM71 125H72V127H71ZM73 125H74V126H73ZM76 125L78 126V128H79L80 130H79V129H76V128H77ZM134 125H136V126H134ZM147 125H149V126H147ZM35 126H36V128H37V126H39V128L41 127L40 129H41V131H44L43 134L45 133V135H42V132L39 131V130H40L39 128H38L39 130H35V129H36ZM59 126H60V127L62 126V127L59 128ZM69 126H70V127H69ZM75 126H76V127H75ZM80 126H81V128H80ZM83 126H84V127H83ZM87 126H89V127L87 128ZM109 126H110V125H109ZM145 126H146V127H145ZM155 126H157L158 128H157V127L155 128ZM159 126H160V127H159ZM161 126H162V127H161ZM165 126H166V128H165ZM179 126H180V127H179ZM48 127H49V128H48ZM51 127H52L53 129H52ZM54 127H55V129H58V130H55ZM56 127H58V128H56ZM63 127H65V128H63ZM151 127H152V128H151ZM163 127H164L165 129H168V130H171V131H168V130H167V131H168V132H167L165 129H164V130H165V131H164V130H163ZM30 128H31V130H30ZM62 128H63V129H62ZM68 128H69V129H68ZM71 128H73V129H71ZM82 128H83L84 130H83ZM107 128H108V127H106L105 130H107ZM148 128H149V129H148ZM153 128H154V129H153ZM161 128H162V129H161ZM185 128H186L187 130H185ZM189 128H190V129H189ZM28 129H29L30 132L28 131ZM48 129H49V130H48ZM61 129H62V130H61ZM66 129H68L69 131H65ZM109 129H110V128H108L107 131H111V129H110V130H109ZM139 129L141 130L140 132L144 131L145 129H146V130L148 129V130H149V131H148L149 133L144 132V134L146 133V134H145L146 136L143 137L144 134L142 135L143 132L140 133V132H139ZM142 129H143V130H142ZM151 129H152V130H151ZM156 129H158V130H156ZM173 129H174V130H173ZM177 129L179 130V132H180V131H181V132H184V131H185L184 133L186 134V138H185V134H184L183 137L181 138V135H180L181 132L178 133V134L180 135V139H179L178 136H177V135H178L177 132H175L177 135L175 134V136H174L173 133H174L175 130L178 131ZM23 130H24V131H23ZM52 130H55L56 133H55V131H54L55 134L52 133V132H53ZM74 130H75V131L78 130V132L80 131V133L76 135V134H74V133H76L77 131L75 132ZM81 130H82V131H81ZM113 130H114V129H113ZM117 130H119V131L117 132ZM146 130H145V131H146ZM153 130H154L155 132H154ZM183 130H184V131H183ZM34 131H35V132H34ZM37 131H39V132L37 133ZM46 131H47V132H46ZM60 131H61V132H60ZM72 131H73V132H72ZM132 131H134L135 133L132 132ZM150 131L154 132L153 135H152V137L150 136V135L152 134V133H150ZM159 131H161V132H159ZM162 131H163V132H162ZM187 131H188V133H187ZM190 131H192V132H194V133H192V132H190ZM31 132H33L34 134L31 133ZM50 132H51V133H50ZM57 132H58V133H57ZM64 132H65V133H64ZM66 132H67V133L69 132L68 135L66 134ZM91 132H92L93 134H91ZM129 132H131L132 134L129 133ZM138 132L140 133V134H139L140 136H136V137H137V138H136L135 135H138ZM165 132H167L168 134L165 133ZM36 133H37V134H36ZM40 133H41V134H40ZM48 133H49V134H52V135H49ZM71 133L74 135V138H75L76 140H75L74 138H72L73 135H72ZM159 133H160V134H159ZM189 133H190L192 136H191ZM199 133H200V132H199ZM220 133H222V134H220ZM230 133H231V134H230ZM24 134H25V135H24ZM26 134H27V135H26ZM28 134H29V135H28ZM35 134H36V135H35ZM53 134H54V135H53ZM56 134H58V135L60 134V135L58 136V135H56ZM65 134H66V135H65ZM69 134L72 135V136H70ZM102 134H105L106 136L109 135V136H108V138H107V137L103 136ZM129 134H130V135H129ZM133 134H134V135H133ZM147 134H149V136H147ZM155 134H156V135L158 134L157 136H159V137H158V138H157V137L155 138ZM161 134L163 135V138H162V139L164 140V143H165V144L163 143V141H161V140H162V139H161V136H162ZM165 134H166V135H165ZM172 134H173V135H172ZM181 134H182V133H181ZM187 134H188V136H189V135L191 136V137H189V138H192V137H194V136H195V138H192V139L189 140ZM195 134H197V135H195ZM23 135H24V136H23ZM30 135H32V136H30ZM39 135H40V138H39ZM41 135H42V136H41ZM62 135H63L64 137H63ZM141 135H142V136H141ZM160 135H161V136H160ZM164 135H165L166 137H165ZM168 135H170V136H168ZM171 135H172L173 138H174V139H173V142L171 141V139H172V138H171V137H172ZM198 135H199L200 138L197 137ZM220 135H222V137L224 136L225 138H224V137H223V138H224L225 140L222 139V137H221ZM19 136H20V135H19ZM29 136H30V137H29ZM43 136H46V137L49 136L48 138L45 137V139H44V144H43V142H42ZM61 136H62L63 138H62ZM98 136H99V137H98ZM100 136H101V137L103 136L104 138L102 137V139H100V138H101ZM132 136H133V137H132ZM176 136H177V137H176ZM217 136H219V137H217ZM50 137H52V140L49 139ZM53 137H54V138H53ZM56 137H57V138H56ZM58 137H60V140H59ZM134 137H135V138H134ZM141 137H143V138H141ZM147 137H148V138H147ZM168 137H169V140L166 139V138H168ZM202 137H203V136H202ZM227 137H228V138H227ZM34 138H33L32 140H34ZM131 138H134V139H131ZM140 138L143 139V140H141ZM151 138H152V139H151ZM164 138H165V139H164ZM176 138H178L180 142H179L178 139H176ZM216 138H217V139H216ZM54 139H55V140H54ZM56 139H58V140H57L58 142L56 141ZM94 139H95V137H94ZM109 139H110V140H109ZM145 139H146V140H145ZM149 139H150V140H149ZM155 139H157V140H155ZM175 139L177 140V143L175 142V141H176ZM219 139H220V140H219ZM46 140H47V141H46ZM48 140H49V141H52V145H51V142H49ZM118 140H119V141H118ZM132 140H136V143H135L134 141H132ZM139 140H140V141H139ZM147 140H148L150 143L153 142V143H152V146H153L154 149L151 147V144L148 143ZM154 140H155V141H154ZM158 140H160V141H158ZM197 140H198V141H197ZM199 140H201V141H199ZM223 140H224V141H223ZM123 141H124V142H123ZM137 141L140 142V143H138ZM141 141H142V143H141ZM144 141H147V142L144 143ZM156 141H158L157 144L159 145V147H161L160 149L157 148L158 146L155 144ZM165 141H166V142H165ZM169 141H170V143H169ZM217 141H218V142H217ZM219 141H220V142H219ZM39 142H41V144H39ZM54 142H55V143H54ZM85 142H86V141H85ZM90 142H91V144H90ZM160 142H161V143H160ZM171 142H172V143H171ZM178 142H179V143H178ZM199 142H201V143H199ZM53 143H54L56 146L53 145ZM92 143H93V144H92ZM128 143H129V144H128ZM162 143H163L164 145H163ZM175 143H176V144H175ZM197 143H198V144H197ZM214 143H215V145H214ZM225 143H227V142H225ZM82 144H83V143H82ZM122 144H123V145H122ZM143 144H146V147H148L147 145H149V147H148V149L150 148L149 151H148L147 148H145V145H143ZM153 144H155L156 146H154ZM170 144H172V147H169V146H168V145H170ZM173 144H174V145H173ZM179 144H180V145H179ZM196 144H197V145H196ZM211 144H213L214 147H212ZM222 144H223V145H222ZM49 145H50V146H49ZM72 145H74V144H72V143L69 144L70 147H71ZM96 145H99V147L97 146V147H98V148H97ZM117 145H119L120 147L118 148ZM127 145H128V147H127ZM141 145H142L143 147H141ZM176 145H178L179 147L176 146ZM181 145H182V146H185V147H180ZM218 145H219V148L217 147ZM12 146H13V145L11 144V145L8 146V147H10V150L13 149L14 151H16ZM51 146H52V147H51ZM101 146H102V147H101ZM107 146H108V148H106ZM109 146H110V147H109ZM170 146H171V145H170ZM203 146H204V148H203ZM205 146H206V147H205ZM224 146H225V145H224ZM44 147H45V146H44ZM100 147H101V148H100ZM103 147H104V149H107V150H104ZM123 147L120 148L121 150H119V152H122V151H123ZM155 147H156V148H155ZM166 147H167V148H166ZM168 147H169V148H168ZM174 147H175V148H174ZM177 147H178L180 150H178ZM211 147H212L213 149H212ZM48 148H49V149H48ZM125 148H124V150H125ZM134 148H135V149H134ZM140 148H141V149H140ZM142 148H143V152H144V153H141V154H143V156H144L143 158H142L141 155H140V152H142ZM165 148H166V149H165ZM172 148H174V149H176V150H178V151H175V152H174V149L172 150ZM181 148H184V149H181ZM185 148H186V149H185ZM215 148H216V149H215ZM217 148H218V149H217ZM97 149H101V150H100V151H97ZM144 149H145V150H144ZM157 149L159 150L158 153L156 152L158 155H154V156H156V159L158 158V156H160L159 153H161V156H164V157H163V159H162V157L160 156V157H159L160 159H157V160L155 161V157L150 156V154H151V155L154 154L155 151H157ZM162 149H164V150H162ZM169 149H170V151H169ZM208 149H209V151H210V156H209V157H208V155H209V151H206V150H208ZM214 149L217 150V152H216ZM13 150H12V151H13ZM46 150H47V152H45ZM110 150H111V151H110ZM146 150H147L146 153H148V152L150 153L151 151L154 152V153H150V154L148 153V154H149V156H148V154L145 153ZM153 150H154V151H153ZM160 150H161V151H160ZM181 150H182V151H181ZM183 150H186V151H183ZM212 150H213V151H212ZM116 151H117V152H116ZM138 151H140L139 154H138ZM164 151H165L166 153H165ZM205 151H206V153H205ZM214 151L216 152L215 154H214ZM96 152H97L98 154H97ZM124 152H125V151H124ZM163 152H164V153H163ZM173 152H174L173 156L169 155V153L172 154ZM179 152H180V153H179ZM182 152H183V153H182ZM91 153H92V152H91ZM176 153H177V154H176ZM181 153H182V155H183V154L186 155V153H188V155H189L188 157H190V158L185 157V159H184V155H183V156L180 155V157H179V154H181ZM96 154H97V155H96ZM116 154H115V155H116ZM118 154H119V153H118ZM120 154H121V155H122V154L124 155V153H120ZM135 154H136V155H135ZM144 154H145V155H144ZM162 154H163V155H162ZM175 154H176V155H175ZM213 154H214L215 157L212 156ZM126 155H128V156H126ZM129 155H130V156H129ZM131 155H132V156H131ZM134 155H135V158H133ZM137 155H138V156L140 155V156H139V157H140L139 159L142 161L141 163H143V166H142V164H139L140 162L138 161V158H137L138 156H137ZM165 155H168V156H165ZM177 155H178V156H177ZM22 156H23V155H22ZM176 156L180 158V159H179L180 161H181V158L183 157L182 159H183V163H184V161H185V163H184L185 166L182 164V161L180 162L179 160H177L178 158H177ZM181 156H182V157H181ZM98 157H99V158H98ZM126 157H127V158H126ZM128 157H129V158H128ZM131 157H132V158H131ZM147 157H148V158H147ZM149 157H150V158H149ZM152 157H153V158H152ZM168 157H169V158L172 157V158H170L171 160L168 161V164H167L166 161L168 160ZM45 158H46V157H45ZM130 158H131V160H129ZM175 158H176V159H175ZM186 158L189 159V160L187 161ZM133 159H135V162H134ZM136 159H137V160H136ZM142 159H146V160H142ZM147 159H148V160H147ZM150 159H151V160H150ZM152 159H153V160H152ZM173 159H175L176 161H175V160L173 161ZM206 159H205V160H206ZM109 160H110V161H109ZM149 160L152 162V164H150V162L148 163ZM215 160H216V161H215ZM108 161H109V162H108ZM131 161H132V162H131ZM136 161H137V162H136ZM145 161H146L149 165H148V164H145ZM153 161H155V163L158 164V166H157L156 164H153ZM172 161H173V162H176V163H177V166H178V165H179V166H178V167L175 166L176 163H173ZM177 161H179V163L182 165V167H181L180 164H178ZM189 161H190V163H189ZM10 162H11V158L7 160V164H9ZM107 162H108V163H107ZM161 162H162L163 164H164V162H165L164 166H165V165L168 166V169H167V167H164V166H163L164 168L161 167V165H163V164H160ZM186 162H187V163H186ZM206 162H207V163H206ZM211 162H212L213 164H212ZM215 162H216V163H215ZM97 163H96V164H97ZM105 163H107V164H105ZM131 163H132V164H131ZM136 163H137V166L134 165V164H136ZM188 163H189V165H188ZM214 163H215V164H214ZM115 164H116L117 167L114 166ZM209 164H210V166H212V165H213V166L210 167ZM107 165H108V166H107ZM133 165L135 166V168H136V167H139V168H137V170H138V169H140V170H138V172H137L136 170H134V166H133ZM138 165H141V166L143 167V170H141L142 167H141V166H138ZM146 165H148V167H147ZM154 165H155V166H154ZM169 165H170V167H169ZM217 165H218V166L220 165V166L218 167ZM11 166H12V165H11ZM132 166H133V168L131 169ZM149 166L151 167V169L149 168ZM159 166H160V167H159ZM172 166H173V167H172ZM174 166H175V167H174ZM214 166H215V168H213ZM109 167H110V168H109ZM112 167H113V168H112ZM145 167H146V168H145ZM155 167H156V168H155ZM106 168H107V169H106ZM161 168L164 169L165 173H164V171H162L163 169H161ZM170 168H171V170H169ZM174 168H175V169H174ZM183 168H184V169H183ZM187 168H188V169H187ZM108 169H109V170L112 169L113 174H112V171H109ZM113 169H118V170L114 171ZM173 169H174V170H173ZM179 169H180V171H183L184 173L179 172V171H176V170H179ZM209 169H210V170H209ZM107 170H108L109 172H111L112 175H111L109 172H107ZM120 170H121V172H120ZM128 170H129V172H127ZM146 170H147L148 173L146 172ZM148 170H149V171H148ZM151 170H152V172H151ZM154 170H155V171H154ZM157 170H159L158 173L156 172ZM167 170H168V171H167ZM185 170H186V172H187L188 174H185V173H186ZM208 170H209V171H208ZM212 170H215L216 172H215V171L211 172ZM140 171H141V172H140ZM169 171H172V172L170 173ZM191 171H192V172H191ZM207 171H208V172H207ZM225 171H226V170H225ZM122 172H123V173H122ZM142 172H143V174H140V173H142ZM145 172H146V173H145ZM153 172H154V173H153ZM160 172H161V173H160ZM194 172H195V173H194ZM107 173H109V174H107ZM118 173H119V174H118ZM121 173H122L123 175H122ZM135 173H136V174H135ZM149 173H150V174H149ZM152 173H153L154 175H152ZM159 173H160V174H159ZM169 173H170L171 176H176V175H179L180 173L183 174V176L181 177V175H180V177H179V176H176V177H170V176H169ZM191 173H192V174H191ZM105 174H107V175L105 176ZM120 174H121V175H120ZM130 174H131V175L134 174V177L137 178V179H136L137 181L135 180V182H134L133 179H135V178L132 179V176H129ZM137 174H139V175L137 176ZM144 174H146V175L148 174V176L146 177V176H144ZM157 174H158V177H157ZM165 174L168 176V178H167V176H165ZM173 174H174V175H173ZM200 174H201V173H200ZM215 174H216V175H215ZM219 174H220V173H219ZM109 175H111V176H109ZM115 175H116V176H115ZM118 175L120 176V178L118 177ZM124 175H125V176H124ZM127 175H128L129 177H126ZM135 175H136L137 177H136ZM141 175H142V176H141ZM149 175H150V176L152 175L153 178L151 177V179H148V178H150ZM162 175H163V177H162ZM186 175H187V177H186ZM188 175H189V177H188ZM192 175H194L195 177H193ZM107 176H108V177H107ZM121 176H123L124 179H123V178L121 179ZM160 176H161V178H160ZM184 176H185V177H184ZM104 177H105V178H104ZM106 177H107V179H106ZM113 177H114V178H113ZM141 177H143V178H141ZM145 177H146V179L144 180ZM164 177H166L168 180L165 179ZM169 177L172 178V179H170ZM178 177H179V179H181L182 181H180V180L178 179ZM183 177H184V179H182ZM197 177H198V176H197ZM115 178H116L117 181H115ZM140 178H141V179H140ZM154 178H155V179H154ZM173 178H174V179H173ZM185 178H189V179L191 178L190 180H192V178H193V181L191 182V181L188 179L189 181H188V183H187V179H185ZM218 178H219V177H218ZM218 178H217V179H218ZM108 179H110V180H108ZM119 179L122 180V181H120ZM129 179H130V180H129ZM138 179H140V181L143 179L142 181L145 182L144 185H143L142 183L139 184L140 182H138ZM161 179H162V181H161ZM169 179H170V181H169ZM131 180H132L133 182H132ZM146 180H151V181H150V183H149V181H148V183H149V184H148ZM155 180H157V182H156ZM165 180H166L167 182H169L168 185H167V182H166ZM173 180H175V181H173ZM176 180H177V181H176ZM183 180H184L185 182H184ZM125 181H126V182L131 181L132 184H131V182H128V183H129L128 185H131V187L128 186V185H126L127 187H125V186H124V184L126 183ZM152 181H154L157 185H160L161 187H160V186H157L155 183L152 184V183H151ZM164 181H165L166 183H164ZM179 181H180V183L182 182V184H178ZM109 182H110V183H109ZM118 182H119V183H118ZM136 182H138V183H136ZM183 182H184V184H183ZM160 183H161L163 186H162ZM172 183H173L174 186L172 185ZM186 183H187V184H186ZM117 184H118V185H117ZM134 184H135V185L138 184L137 187H136ZM146 184H147V187H149V188L146 187L147 189L144 188V186H146ZM154 184H155V185H154ZM165 184H166V185H165ZM177 184H178V185H177ZM119 185H121V186H119ZM122 185H123V187H122ZM140 185H143V186H140ZM151 185H153V186H151ZM171 185H172V186H171ZM182 185H183L184 187H186V188L184 189V187H183ZM186 185H187V186H186ZM232 185H233V184H232ZM232 185H231L230 187L233 188L234 185H233V186H232ZM113 186L117 187L120 191L117 190V188H115V187H113ZM138 186H140V187H138ZM181 186H182V187H181ZM129 187H130L131 189H129ZM132 187H133V189L136 188V190L139 188V189H141L142 191L138 190V191H137L138 193H137V192H135L136 190L133 191ZM141 187H143V188H141ZM163 187H165V189H162ZM167 187H168V188H167ZM170 187H172V188H170ZM33 188H35V187L33 186ZM124 188H126V190H125ZM158 188H159V189H158ZM169 188H170V189H169ZM177 188H178V190H177ZM113 189H114V190H113ZM122 189H124V191H123ZM127 189H129L130 191L132 190V191L130 192V191L127 190ZM143 189H145V190H143ZM160 189H161V190H160ZM166 189H167V191H165ZM168 189L170 190L171 193L169 192ZM100 190H101V191H100ZM102 190H103V189H101L100 187H98V189H97V191H98L100 194L103 193ZM116 190H117V191H116ZM171 190H173V191H171ZM160 191H161V192H162V191H165V192H162V193H161ZM106 192H107V191H106ZM133 192H134V193H133ZM159 192L161 193V194H159L160 196H158V194H157V193H159ZM168 192H169V193H168ZM184 192H185V193H184ZM125 193H126V192H125ZM140 193H141V195H139ZM163 193H164V196H163ZM166 193H168L167 196H166ZM173 193H174V194H173ZM136 194H138L139 196L136 195ZM171 194H172V195H171ZM177 194H178V195H177ZM182 194H184V195H182ZM16 195H17V191H16V190H13V191L10 193V197H11L12 199H14V197H16ZM108 195H110V194H108ZM161 195H162L163 198L161 197ZM170 195H171V196H170ZM135 196H136V197H135ZM137 196H138V197H137ZM141 196H142L143 198H142ZM152 196H153V197H152ZM160 197H161V199H160ZM109 199H111V197H110ZM154 199H155V198H154ZM2 201H3V202H2ZM5 201H6V200H1V201H0V211L2 212V215H3V216H5L6 218L9 219V220L7 219L6 223H7L9 226L13 224V227L10 226L11 228L8 226L9 229H13V230H15L16 232H18V234H19L21 237H24L23 240H24V239H27L26 242L29 241L28 239H30L31 241H34V242H32V243H35V242L37 241L36 243H37V244L39 243V245H38L37 247H38L39 249H40V247H42V248L40 249V250H42V251L40 252V251L38 250V252L40 253V255L43 254L42 256H46L45 254H47L46 258H50V259H51V261H49V263H51V264H52V263H53V264H80L81 262H83V263H81V264H88V263H89V264H109V263L106 262L107 260L105 261V259H100V261H99V260H96V261L93 260L94 258H95V259L100 258L101 256H100L99 254H96V255L94 256L93 259H89V260H88L89 262H87V261L84 259L83 252H82L81 254L78 252V248H73V250H72V247H68V248H66V250H67V251H65L66 253H64L65 248L60 247L59 244L54 240V238L52 239L51 234H50L49 231H45V230L41 227L40 224H38V226H37V224H35V223L29 218V214H27V213H25V214L22 213V212H25V210H23V209L28 208V206L31 207V205L26 206V208H23L22 210H20V209L17 210V209H13V208L10 206V203H8V201H6V202L8 203V206H7V204H4ZM111 201H112V199H111ZM113 201H114L113 204L115 203V205H113V206L118 207V206H116L117 204H116L115 200H113ZM143 201H144V200H143ZM6 202H5V203H6ZM144 202H145V201H144ZM161 202H159L158 205H160ZM110 203L112 204V202H110ZM5 205H6V206H5ZM9 206L11 207V209H9V208H10ZM172 206H174V205L172 204ZM190 206H191V205H190ZM190 206H187V207H189V209H191V210H188V208L186 207V211H184L185 213L183 212V213H181V214L179 213V212H180V209H176V208H175V209H174L175 214H177V215H179V214H180V215H183V217H184V218H187V219L190 218V217L192 216V217H194V218L191 217L192 220H193V219L196 220V221H197V219H198V221L202 220V221H200L199 223H201V225L204 224L203 226L205 227V224L207 225V224H208V223H207L208 221L205 219V221L203 222V219H204V218H201L200 216L197 217L198 213L194 210L195 207H194V206H191V207H190ZM8 207H9V208H8ZM147 207H149V206H147ZM174 207H175V206H174ZM164 208H167V207L165 206ZM193 208H194V209H193ZM192 209H193V210H192ZM10 210H13V211L11 212ZM171 210H172V208L169 210V214H171V213H170V212H172ZM178 211H179V212H178ZM190 211H191V213H189ZM8 212H9L10 214H9ZM13 212H14V214H13ZM150 212H154L153 214H158L159 211L157 212V210H151V209H150ZM178 213H179V214H178ZM186 213H188V214L186 215ZM15 214H16V215H15ZM49 214H50V213H48V215H49ZM193 214H197V215H193ZM27 215H28V216H27ZM18 216H19V217H18ZM51 216H52V215L50 214V216H47V217H48V218H51ZM155 216L157 217L158 215H155ZM168 216H169V218L172 217L171 215H168ZM189 216H190V217H189ZM195 216H196L197 218H196ZM129 217H130L131 219L128 218V216H127L126 218H127L128 220L130 219V221L133 219V221H131V222L129 221L130 223H134V226H135L136 223H137L138 225L135 226V227L140 226L137 230H139V229L141 230V234H142V236H143L142 238H143L144 243L149 244V243H150V240H153V238H154V234L152 233V231H151L150 229H147V227L144 226V223L140 222V220H138V222H137V221L134 222L135 219H134L133 217H131V216H129ZM158 217H159V216H158ZM158 217H157V218H158ZM199 217H200V218H199ZM191 218H190V219H191ZM195 218H196V219H195ZM29 219H30V220H29ZM187 219H186V220H187ZM190 219H188V221H189ZM25 220H26V221H25ZM192 220H191V221H192ZM194 220H193V222H194ZM9 222H10V223H9ZM202 222H203V223H202ZM11 223H12V224H11ZM28 223H29V224H28ZM31 223H32V224H31ZM17 224H19V225H17ZM141 225H142V226H141ZM18 226H19L21 229L18 228ZM207 226H208V225H207ZM25 227H26V228H25ZM16 229H17V230H16ZM22 229H25L26 231H25V230H22ZM28 229H29V230H28ZM142 229H143V230H142ZM33 230H34V231H33ZM205 230H206V229H205ZM19 231H22V232H21L22 235L20 234ZM23 231H24L25 233L28 232L27 235H26ZM44 232H45V233H44ZM47 232H48V233H47ZM29 233H31V236H30V237H29V235H30ZM28 234H29V235H28ZM42 234H43V235H42ZM23 235H26V238H25V236H23ZM33 235H34V236H33ZM20 236H19V237H20ZM28 237H29V238H28ZM50 238H51V239H50ZM32 239H33V240H32ZM146 239H147V240H146ZM53 240H54V242H53ZM24 241H25V240H24ZM55 242H56V243H55ZM148 242H149V243H148ZM28 243H31V242L29 241ZM55 244H56V245H55ZM41 245H42V246H41ZM39 246H40V247H39ZM139 246H140V245H138V246L134 249V251H133L134 253H133V252L131 253V255H130L131 258H133V256L135 257V256L137 255V253H139V252H138L139 249H140ZM45 247H46V248H45ZM59 247H60V248H59ZM110 248H112V247H110ZM137 248H138V249H137ZM45 250H46V251H45ZM43 251H44V252H43ZM45 252H46V253H45ZM73 252H74V253H73ZM55 253H56V254H55ZM52 254H53V255H52ZM76 254H77V255H76ZM72 255H73V256H72ZM48 256H49V257H48ZM71 257H72V258H71ZM77 258H78V259H77ZM81 259H82V261H81ZM52 260H53V261H52ZM66 260H67V261H66ZM68 260H69V261H68ZM83 260H84V261H83ZM92 260H93V261H92ZM73 261H74V262H73ZM98 261H99V262H98ZM75 262H76V263H75ZM86 262H87V263H86ZM92 262H93V263H92ZM119 263L121 264V262H119Z\"/></svg>",
	"mask_w": 264,
	"mask_h": 264
}]
</instances>
